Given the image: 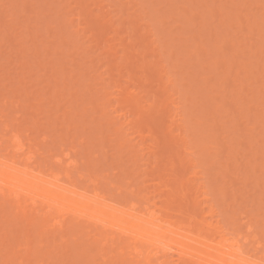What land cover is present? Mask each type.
<instances>
[{"label":"bare ground","instance_id":"1","mask_svg":"<svg viewBox=\"0 0 264 264\" xmlns=\"http://www.w3.org/2000/svg\"><path fill=\"white\" fill-rule=\"evenodd\" d=\"M63 1H62L63 2L62 5L63 6L64 5L67 6L66 8L64 7L66 10L63 11L62 13L60 12L58 14H61L62 15L64 12L66 14L70 10V14L71 15L68 18H66L65 21L67 22V20H68L69 25L71 26V27L69 26V28H70L69 30L70 31L71 30L73 31L72 32V36H71V33L69 35V32L70 31L69 32L67 31L68 32V36L65 35V38L66 37H69L68 39H69V41H71L72 39L76 38L77 35H78V37H80L82 35L81 33H79L80 30H81L79 28L80 26L83 27L82 28L83 29L82 33L85 30L84 27H86V30H85V32H86L87 31V25H88V23L86 24V26H82V25H79L80 23H78V22H80L81 20H82V22H86L87 20H89L91 18V16H92L91 19H94V22L95 21L96 22L95 23L92 22L93 24L92 23L89 24V27H88L89 29L88 30L91 29V31H90V33H89V31H87V33H89V34H86V35H87V38H89L90 35H92L91 38L92 37L94 38V41H92V42H96L95 45L100 44L99 42H101L103 40L102 37H105L104 36V33H106V37H108V35L110 34L109 33V30L116 31L115 33H117V34H115L113 32L116 36L113 34V36L111 35V37H112V41L115 40V42H116V43L114 42L115 44L113 43L114 45H116V44H119L120 45V46L119 45L118 46L121 47V49H122L121 50V54L122 55H119L120 56V58H119L120 61L118 60L119 62L117 61V63H116L117 65L116 64H114V65H116L118 67H119V65H122L121 67H119V69L120 68L121 69L122 68L123 69L125 68L124 70L126 72V73H124L123 76H121L122 79L127 78L126 80H128V81L130 80L131 81L130 83L133 84V88H130L129 86H127V85L125 86L124 84L122 86L120 79L113 80L112 83H111L112 85H110V86H112V88H115V91L116 92L118 91V94H119L118 97L119 98L116 96V98H118L116 100L115 96H113V93H112V96H113V98H115L116 101L115 100H112L113 98L112 99H109L111 93L108 92V93H110L109 96L106 94V87H104L105 86L104 85L105 84V80L103 78V76H104L105 73L102 72L101 74L98 73V75H97V73L95 74L98 77L100 76L99 78L96 76V78L101 79V80H98V81L101 82V85L102 86L104 85L102 88L105 91L102 92V90H101V93L100 94H99V91H98L101 88L100 84H99L100 87H98V86H97L98 88L95 87L97 89V91L95 89H93V95L91 93L90 98L87 97V98H89L87 100H86L85 96L84 97L79 96L80 93L78 95L77 91H76V95L79 98L77 96H73L72 93H74L75 92L74 89H76V88L73 89V86H72V89L73 90L68 89V91L71 90L69 94H64V93L63 94L66 95V96L69 95L68 97H73L76 100H77V98L78 99L81 98L80 100H82L84 98L86 102L88 101L86 104H89V105L88 106H85V104H83V107H85V108L86 107H89L88 108L89 111L87 109L88 112H92V111H90L91 109L94 110L96 107H99L100 112H99L98 109H96V110H98L97 113L99 112V115L101 117H102L101 114H103V116L106 114L104 116V120H105V118L106 119L107 118L110 119V117H111V113H112L111 111H108V112H110V117L107 115L108 114L107 110H109V107L120 108L121 109V112L122 111L123 112L126 111L127 113L126 112H124V113H126V114L129 113V115H132L130 117V119H128L129 117H128V115H126L128 117V118L126 117L127 118V124L128 125H131L132 126V129L133 128L135 129V132L134 133L137 135L136 137H138L141 141H143L144 136H145L144 135V132L142 131L143 126L149 128V131H148L147 136L149 138H151V141L152 142L150 144L146 145L145 148L149 151V154H151L155 158L156 161L154 160L155 161V163H154L152 160H150V161L146 162V165H149V169H150V171H152V176H151V178L148 181L151 182L152 184H154L156 186V189L151 190V191H149V189L148 190L147 189H144L143 188L144 187L143 184L145 183V180H142L140 182H136L139 179V177H140L138 167H135L136 166L135 165L136 164V161L138 162L137 157H136L132 161L133 164H131V166L129 167V169L128 168L125 169V170L122 169V173H119L120 171L114 172L115 173L114 175L117 176L115 182L117 183L116 185H118V187L116 185H112L111 186V190H115L116 193L118 194V196L116 197L117 194L111 193L109 191L108 187H107V185L109 184L108 181L103 182V180H106L107 179V175H106L105 178H102L101 177V174L100 173L103 171V166L100 164V162L87 164V162L85 160L86 157L85 156L82 157L81 151L79 149L84 144L86 145V142L88 141V140L86 141L85 140L86 137L83 136L84 135L83 130H82V132L79 131V134H78L79 137H78V139L76 138L78 140L77 141V144H75L76 141L70 142V145L68 146V148L66 150L61 149V152H62L61 155L54 157V156L51 155V153L49 151L44 152L42 150V146H40V145L43 144V143H45V141H47V139H48L47 135L41 134L40 135L41 138L38 137L39 138V142H37L38 138L34 136V135H38V133H39V131H37V130H40V128H41V127H39V125L41 124V126H42V123H39L41 121H39V119L36 118L38 115H40L39 113H43L42 112V109H40L39 111H36V109L33 110L34 112H39V113L37 114V116H35V117L32 118L33 119V122H31L30 125H27L28 122H26V119H30L31 120V116L30 115L25 120L22 119V118H24V114H26L27 111H29V110L24 109V111H21V110L18 109V111H21V114L23 113V116H21L20 115V112H18V111H16L17 114L15 113L16 116H14L15 115L14 114V112H15L14 110H16V109L15 108L12 109V107H9V106H14V105H16L17 107H18V105L19 106H22V105H20V104H22V102H20V100L16 98L17 100H19L18 101L19 103L17 102V100L16 101L14 100L15 103L14 102H11V103H13V105L11 103L10 104L7 103L8 100L10 101L12 99V97H13L12 96V93L15 95V92L17 90L16 84L20 86V84H19L21 82L20 80H17V81L16 80H13V82L16 81V84L14 86L15 88L13 89L14 92L12 91V89H11V91H9L10 88L7 89L8 90V93L10 92V94L8 95L7 92H6L7 95L6 96L4 95L5 96L4 101L2 100V103H1L2 105L3 104L6 105V108H5V106H3L2 109L0 108V125H1V128L4 131L8 132V137L6 139H4L3 137H0V195L3 196V198L7 202L5 204L6 205L5 207H7L9 209L7 211L8 212L7 215L9 216L8 218L13 219V221H17L16 224L17 223L19 224V225L17 224L19 226V230H21V232L23 234H25V238L21 241V243H23V244H20V246L22 248H24L25 250L30 251L32 249V244L34 242H36V247L35 248H39V249H42V250L46 248L45 252H43L38 257L39 259H37V261L39 262V264H44L47 258L49 259V261H51L50 260V258H51L50 257L51 256V253H50L51 250H54L55 248H58L57 250L58 251L61 250V252H62V248L61 247H64L65 245L67 247H69L70 245H67V242L69 241V239H72L74 242L77 243L76 245H74V247H71L73 253H71V252L70 253L71 254H74V255L78 253V256H74V257H79V259H81V262H85L86 264H96L97 259L95 258V256L97 254L100 256V259H101V262L100 263H97V264H174L173 261H172L173 255L176 256V263L175 264H264V227H262L264 225V221H263V219L260 218V217H262V218L264 217V215H263L264 212L262 210V208L264 207V205L262 204L261 207L257 205V207L261 208L259 210L256 207V205H254L255 202H256V200L252 199V201H253L252 202V201H249L247 199L246 196H247V193H249V191L248 192L245 191L247 189V187H246V189H245V187L239 188V190L241 189L240 191L238 190L239 192L235 191L237 188H234V186H235V182L237 180L233 184H231L233 186H231V185L230 186L229 185H227V186L224 185V187H223V185H220V187L218 188V190L215 191L216 183H217V181L219 179L222 178L221 177L222 175L225 176V177L229 175L228 177H226L228 179L230 178L229 180H231L232 178H233L232 180L235 179L234 177H232V175L233 176H237V175H239V176L241 175L242 176L243 175V177H239L238 176L237 179L242 178L240 180L245 185L248 184V181H249L248 179H252L251 180V183L254 180L253 181L254 183H252V184H255V185H253V188L251 186L250 187L251 189H249V190L252 192V194H254V197L257 196L256 194H258V193H256V192L259 191V189L261 190V188H260L259 185H261V186L264 185V183H262L263 185L260 184V182H259L258 179L262 178V180H264V176L262 175V177H261V175H260V177H259L257 175L258 176L257 177V176H255L253 174L252 171H251L252 174H251V172L249 173V171H248V173H249L248 174L246 171L248 169L252 170L253 167H255V169L256 168H260L261 170L263 169V171H264V165H263L264 163L261 162V166L262 167H260L259 166L260 164L258 165L257 163H255L256 160L255 161L253 160L252 161V164H251V166L249 168H248V165L246 166V165H243V164H239L240 166H238V164H237L235 166H231L232 168H230V165H232V163L231 162H228L226 164V162L223 161L220 164H215L214 166L216 167V166L220 165L219 166V168H220V167H222L224 165V164L222 165V163H225L227 166L225 165V167L220 168V169L219 168L215 169L214 166L212 167V170L215 169L214 171H216V176L218 175L217 177H220V178H217L218 179L217 180L216 178H212L210 176L211 175V173H210V170L211 169L210 170L208 169L209 168L208 163H210V161H213L214 159L215 160H219L218 158H216V155L219 154L218 151H220L222 148L219 147L218 142H217V144L214 143V142H216V140L214 142L212 141L211 144L209 143L210 145L206 143L207 142L206 141L207 138L210 139V141L212 139V135H211L210 131L208 132V130H206V127L208 126L207 124H210L209 126L212 127V128H214L215 125H216V123H217V121L211 120V122H209L207 120L208 123L206 124V127L204 129L206 130V134L207 135H210V136H207L205 134L206 135L205 138L203 137L204 136L203 135V136H198V139H195V136L198 135V131H199V135H201L202 134V131L204 130V129H202V131L200 132L201 127L203 128V126H205V124H203V122H206V120H204L205 118H202L203 115L211 116V115H208L209 112H211L213 110L212 113L215 114V111H216L217 108L219 110H221V112L222 111L225 112V110H224L223 107L226 104V102H227L226 107L228 106V101H226L225 104H224L223 103V99H222V97L220 95V98L222 100L220 98H219V100L222 103L219 102V101L216 102V100H218V97L219 96L218 95H217L218 97L216 95H213L212 96V93H213L212 90H213L214 87L211 88L212 93H209L208 94V92H211V91H208V92H206L208 95L206 94L205 98L203 96V99H206L207 96H209L210 98L212 97V99H214V100L209 99V97L207 98L208 100L207 99L206 100L208 102H210V104H212V105L214 104L213 106L208 105L209 103H207L203 99L200 100L199 103L198 102H195V99H197V98H195L194 95L191 98V95H192V93H191L192 90L190 92L191 87H188L189 85H188L187 82H186L187 84L185 83V81L187 79L186 78H184V79L181 78V80H180L179 78H177L178 76L176 77L175 75H178V72H180L178 70L179 67L178 68L176 67L177 69H175L174 68L175 66H173V62H171L172 64L171 63H168V61H170L169 58L171 56V53L172 52L177 53V51H180L179 49L181 47L179 49H177V47H175L176 44L175 45L173 44L174 47L177 49V50L176 49L173 50L172 49L173 45L170 44L169 47L171 49L167 50L168 49L167 45L169 44L170 41H172L170 39L173 36L168 39V40H170L169 42H168V40L165 39L167 41L166 44H164V42H163V40H164L163 37H165V36L162 37L163 40L161 42H162V46L164 44L163 47H161V46L159 47L158 43L160 41L157 42V43H155L157 40L155 38L152 40V38H153L152 36L155 35V34H157V33L159 34V36L155 35L154 37L157 36L158 39H159V37L161 36L160 35V31L159 32L158 31L157 32L155 31L156 33L153 32L154 29H153V31L152 30L150 31V29L153 28L152 25L154 26V25L158 24L157 26H160V23L163 22V21H165L166 19L160 21L159 20L160 19L159 16H158L159 19L158 18L155 19L154 17H156L157 15L152 16L154 14H150L151 15L150 17H153L156 20V24H155V22L152 25L150 24V23H152V20H154L152 18H151V20L149 19L150 22L149 23L147 22L148 23L147 24L144 21V19H146L144 17H146L145 15H147V14H144L143 13L144 14V15L142 14L143 16L142 15H139V14H141V10L140 9H141V7L143 5L145 6L144 2L146 3V1L143 2V5L141 4L140 9L138 8L140 11H138L139 13L136 16L139 17V18H137V17L135 18V16H134L133 18H135V19H132V17L130 18V16H128V15L126 17V15H124V13H122V11H121L122 10V7L124 8V6H125V5H122V3H123L122 0H117V1L116 0H113L114 3L111 0H109L110 2L108 0H99V1L97 0L100 3H98L95 0L96 1L95 4L93 2H92V4H90L91 3V0H81V1L78 0V2L75 3L76 7L74 5V9H70V5L71 4L67 0H66L67 2L65 0H63ZM71 1H73V0H71ZM79 1H80V3H79ZM84 1H85V4H84ZM86 1H88L90 3L89 4H86L87 3ZM115 1L117 3H115ZM131 1H129V2H131ZM169 1H172V0H169ZM177 1L181 2V1H184V0H177ZM185 1H187V0H185ZM188 1L191 2V0H188ZM231 1L233 2V6L232 5L231 6L237 8L238 6H234V5L235 4H239V3H236L235 2L236 0H231ZM238 1H240V0H237V2ZM259 1H261V0H259ZM21 2L23 4H26V0H24V1L22 0ZM32 2L33 1H31V4H32ZM105 2L108 3L107 6L110 3H111V5L114 4L118 8V11L120 12V14H119V12H117V13L120 16H118V14H116V15L114 14L115 16L112 14L113 16L112 17H109V13L107 12V14H106L105 11H103L104 8H103V10H101V9L100 10L98 9V11L96 10L98 13H96V12L93 11L94 14L95 13L96 14L94 16H93V14L91 15V12H92L91 6H93V4H94V6L96 5V7H97V3L98 4H101V3L104 4ZM139 2L140 1H138V0H136V1L134 0V2L132 1V4H135L136 3L135 6L134 5L133 6L134 7H136V6L138 7ZM13 3L14 2L12 0L9 1L8 3H6L7 4L6 5V8H8V7H11L12 8V4ZM15 3H17V0H16ZM168 3H170V5H171V2H167V4ZM27 4H28V1H27ZM27 4L24 5V6H27ZM77 4H79L80 7L77 6ZM80 4H82V5H80ZM172 4H176V1H173ZM177 4H179V3H177ZM230 4H232V3H230ZM262 4H264V3H262ZM13 5H16V4H13ZM111 5H109V7ZM180 5H181V3H180ZM184 5H186V4H184ZM187 5H188V3H187ZM98 6H100V5H98ZM115 6H114V8H116ZM133 6H132V8H133ZM144 6L142 7V9L146 13V8L144 9ZM181 6H183V5H181ZM239 6H240V4H239ZM23 7L22 8L18 7V8H20V10L18 9L19 11L17 12L19 14V16L22 15V14H25L22 11L23 10L26 11L25 10L26 7H24V9H23ZM176 7H177V9H180V8H178L179 5L178 6L175 5V7H173V8L176 9ZM15 8H16V6H15ZM77 8L79 10H77ZM119 8H120V10H119ZM132 8H129V9H132ZM188 8H189V6H188ZM263 8H264V6H263ZM171 9H172V6H171ZM181 9H184V6H183V8L181 7ZM187 9H186V11H187ZM209 9L210 8H208L206 11L207 12L208 11L209 12L211 11V13H213L212 12V9L211 10H209ZM222 9L220 8V10H222ZM72 10H76L75 13L74 12L72 13ZM109 10L110 9H108V11ZM143 10H142V12H143ZM232 10H233V8H232ZM32 11H33V9H32ZM51 11L52 10H50V12ZM99 11H101V12H99ZM181 11L180 12L178 11L179 14L181 13ZM186 11L184 9V12L182 11V14L183 13L185 14ZM218 11H219V9H218ZM225 11H227V10H225ZM10 12H11V15L10 16H12V14L15 15V16L13 15L11 18H13L16 21H18L19 20L18 19L19 16L16 15L17 13L15 14L16 11H14L12 13V10H11ZM88 12H89V14H88ZM135 12H137V11H135ZM148 12L150 13V11H148ZM152 12L154 13V11H152ZM165 12H167V10ZM194 12L195 11H193V14H194ZM211 13H209V15ZM219 13L222 14V12H219ZM226 13L227 12H225V14ZM127 14H128V12H127ZM184 14H183V16H184ZM232 14H233V12H232ZM40 15H42L41 14V10H40ZM171 15H173V14H171ZM223 15H224V12H223ZM230 15H231V13H230ZM37 16H35V17H37ZM46 16H45V18H46ZM75 16H76L77 19L75 18ZM85 16L87 18L88 17L89 18L86 19ZM116 16H117V18H116ZM167 16L165 18H167ZM197 16L199 17L198 14H197ZM211 16H213V15H211ZM35 17H33V18H35ZM93 17H96V18H93ZM141 17H143V18H141ZM190 17H193V16H190ZM219 17H220V15H219ZM39 18H37V19H39ZM52 18H54V17H52ZM82 18H84L85 21H83ZM122 18H124V19H122ZM207 18H208V16H207ZM231 18L232 17L229 16V14H227V15H225V17L222 16V19L221 20H218V21H220L221 26H222L221 27L222 30H220V32L218 30V28L220 29V25H219V27H217L218 34L219 35L224 34L223 31H224V29L226 27L225 26L226 22L228 23V21L230 20L231 21V24H233V22L236 20V19L233 20ZM142 19L144 21V23H142V24L145 25L148 28L147 29V28H144L143 27V29H146L149 32H153L154 34H151L152 36L147 35L149 37L147 39L145 38V40H143V42H141V43L139 42L138 43L139 46H138L137 43L136 44L133 43V42H135L134 39H132V41H131V38L132 37H130V34L133 33V34H135V36H137L136 34H138L139 39H141L142 38V35H144L145 33L150 34L148 31H145V30H144L145 32L142 31L143 29H141V27H140V26H143L142 24L140 26L137 25L138 23L142 22ZM185 19L188 20L189 18L187 19V16H186ZM41 20H44L45 21L44 18H41ZM57 20H58V18H57ZM76 20H77V22H76ZM97 20L98 21H101L102 23L101 22L99 23ZM157 20H159L158 22H160V23H157ZM44 21H41V22L43 23ZM50 21H48V23L46 22V27L44 26V23H43V26H44V28H45L46 31L43 28H40L42 26V23L40 22L39 24H41V26L38 28L37 31L36 30L34 31L35 35H33L34 33L29 32V34H32V36L31 35H28L27 36L28 32L27 33L25 32L26 33V36L27 37L31 36L30 37L31 38L30 40L33 41L35 39L34 41H36V38L37 39L39 38L38 33L40 34L41 30H44L45 31V34H46V32H48V29L47 28L50 27V25H49L50 24L49 23ZM188 21H190V20H188ZM254 21L255 20H253V22ZM20 22H22V21H20ZM52 22H58V21L54 20ZM59 22H62L63 23L62 20L59 21ZM59 22L57 24L58 25L61 24V26L60 25L58 26L59 27L58 30H60V27L64 28L63 25L65 23L64 22L62 24V23H59ZM68 22L65 24V26L68 24ZM179 22H182V21L179 20ZM15 23L16 22H14L13 24H15ZM98 23L101 24V26H102V24H105V25H103L104 27L102 26L103 27L102 28L103 29L102 32H104V31H106V32L101 33V28H99V31L100 32L98 31V28H96V27H98ZM163 23H161V26L160 27H162V24ZM183 23L184 22H182V24ZM229 23L227 24V27H229ZM245 23L247 25V23H249V22H247V20H246ZM245 23H242V24H245ZM13 24H11L12 27H14V28L19 27V26H13ZM18 24H22V23H19V21H18ZM126 24H128V25L126 26ZM238 24H239V22H238ZM242 24L241 25L239 24V26L241 27ZM1 25H0V27L2 28ZM11 25H10V27H11ZM32 25H34V24H32ZM51 25H52L51 27H53L54 24L51 23ZM95 25H96V27H95ZM124 25H125V27H124ZM130 25H131V27H129ZM149 25H151V28H149ZM177 25H180V23L177 24ZM26 26H28V28H30L29 25H25L26 30H27V27ZM72 26L75 28V30H73L74 28ZM101 26H99V27H101ZM239 26H237V27H239ZM23 27L24 26H22L21 28L23 29ZM34 27H35V25H34ZM51 27L49 28V29H51L49 31V33L52 32V28ZM227 27H226V29H227ZM230 27H231V25H230ZM247 27H248V25H247ZM251 27H252V24H251L250 28ZM3 28H4V26H3ZM25 28H24V30H25ZM55 28H54V30H55ZM125 28L127 30H124V31L123 30H119V29H125ZM139 28H140V30H139ZM180 28H179V31H180ZM155 29L157 30V28H155ZM177 29H178V27H177ZM226 29L224 31L225 33H226ZM39 30H40V32H39ZM128 30H129V32H128ZM159 30H161V29L159 28ZM57 31H56V33H57ZM64 31L65 30L63 29V32ZM174 31L175 30H173V32ZM212 31L213 30H211V32ZM11 32H12V30L8 32V35L6 34L4 36V37H7L6 40H8V39L10 40V38L12 40V37H14L15 32L14 33L12 32L13 35H10ZM59 32H60V34L63 33L62 31H59ZM67 32H66V34H67ZM98 32H99V35H98ZM119 32H122L125 37L123 35L121 36ZM161 32H163V31H161ZM49 33H47L43 38L41 37L42 36L41 34L44 35V32L43 33L41 32V34H40V39L41 40L38 43L41 44V41H43L44 38H45V40H44L45 42L43 41L42 42L43 44L40 45V47H41L40 49L42 51L44 50L43 51V54L41 53L42 51L40 52V49L37 52L38 49H35V46H31L32 48L35 49V51L33 50L34 53L33 52L31 53L32 48H30V50H28L29 48L27 47L28 48L27 49L28 51L26 49H24V51H27L28 52L29 56L30 55H32V57L34 55H36V56H35V58L34 57L31 58L32 59L31 62H33V63H30L29 61L26 62L28 65H26V63H24L25 61H23V64H24L23 65L24 66L23 68H26L27 67L26 69H28L33 64H34L33 66H36V65L40 64L41 63L40 62L41 60L40 59L38 60V58L39 57L41 58L43 56L42 62H44L46 60L45 63L43 64V65L46 64L44 66L43 70L47 73V75H49L52 72L56 75L55 71H56V68L57 67H60L61 66L60 68H63L62 65H65L67 63L66 64L67 66L65 65L64 68L69 67L70 64H71V66H70V68H71L72 67V64L74 62H76V61L73 62L71 59H70V61H71L70 62L69 59H67L69 57L68 56L69 53H72L73 51L74 52L76 51V53H79V50H81V49H82V52L80 54H85V53L87 54L88 52L92 53L91 52L92 50L91 51L89 50V49H91L90 46L87 47V46H84L82 44L80 45V46H82L81 49H79L80 48L79 46L77 47V45H75V47L73 48L74 50L70 48L71 49L70 51H69L68 47H66L64 49L63 48H59V46L63 47L66 44V41L65 40L67 38L64 39V37H62V40H60L61 37L59 39V36H61V35L59 33L55 34V32H53L54 35L50 33L51 36L52 35L54 37L55 36H58L57 37L58 38V41H56V40L54 41V39H51L53 36L51 37ZM73 33H75V36H74ZM161 34H163V33H161ZM171 34H170V36H171ZM176 34L178 35L177 31H176ZM181 34H182V32H181ZM86 35L83 34L82 37H84ZM96 35H98V38H97ZM100 35H102V36H100ZM208 35H212V33L211 34H208ZM9 36H12V37L8 38ZM22 36H23V34H22ZM49 36H50V38L48 39ZM114 36H115V38H114ZM33 37H35V38H33ZM106 37H105V39H106ZM111 37L110 38L108 37L109 38V42H108V40L105 41V39H104V42H105L104 44L106 45V49L104 51H106V52L104 54V52L102 51V54H100V55L101 56L103 55V57H104L103 59L101 58L102 60L106 59V63L107 64H111V66H112V63L111 62H113V61L116 62V61L114 60L115 58H111L112 55H113V53L115 51L112 53V55L110 54L111 53L110 52L109 53L110 56L108 54V52L109 51H112V49H113V47L111 46V44H109V43H111L110 42ZM128 37H130V40H128ZM144 37H143V39H144ZM178 37H181V36H178ZM222 37L223 36H221V38ZM225 37L222 38V39H224L223 40L224 42H222V39H221V42L223 44L224 43H227V42L229 43V41H228L229 36L226 37V38H228L227 41L225 40ZM70 38H72V39H70ZM80 38H77V39H74V40L76 41V40H79ZM210 38H211V36H210ZM216 38L218 40V36ZM46 39L49 40L48 43H47V40ZM63 39H64V41H63ZM185 39H187V38H185ZM1 40L2 41H1L0 45H2V43H4V39H1ZM26 40H28V38ZM154 40H155V42H154ZM177 40H179V39H177ZM177 40H175V42ZM8 41H7V43H8ZM52 41H54L53 43L54 44H57V45L55 46L53 43H50ZM61 41H62V43H61ZM219 41H220V39H219ZM231 41H232V39H231ZM64 42H65V44L63 45ZM183 43L181 42V44H183ZM44 44H46V45H44ZM156 44H157V46H155ZM196 44L197 43H194L195 46H196ZM231 44L234 45L233 43H231ZM49 45H51L52 47L49 46ZM53 45L55 47H57L56 48V51L57 52L54 50L55 47ZM95 45H93V47H96ZM105 45H104V48H105ZM171 45H172V47H171ZM224 45H226V44H224ZM42 46L45 47V48H43ZM201 46H204V45H201ZM213 46H214V42H213ZM249 46H250V48H252L251 45H249ZM49 47H51L50 48L51 50L49 49ZM101 47H102L101 49H103V46H101ZM111 47H112V49H110ZM157 47L159 48L160 51H162L164 49V47H167V49L165 48V51L167 50V52H164V51L160 52ZM199 47H200V45H199ZM242 47H241V49H242ZM247 47H248V45H247ZM247 47H245V48L247 49ZM38 48H39V46H38ZM115 48H118V47H115ZM182 48H184V47H182ZM196 48H197V46L194 47L195 50H196ZM65 49H67L69 52L67 50H65ZM194 49H193V51H194ZM203 49H205V46H204ZM213 49H215V48H213ZM235 49H236V47H235ZM237 49L240 50V46ZM47 50L50 51L48 53H50V54L52 53L50 56H52L53 54H54L53 56H55L56 54H58V55L60 54L61 55L62 54L61 52L63 50H65L63 52L66 54V57L67 58L64 57L65 60L62 59L63 61H61L60 59L63 58V57L60 56L61 57V58L59 57L60 62H57L58 61L57 60L58 57H57V59H55L56 60V63L54 62V60H53V62H54L53 63L51 60L54 57L53 58H50L49 54L46 53ZM52 50L55 53L52 52ZM191 50H192V48H191ZM199 50H198V52H199ZM243 50L244 49H242V51ZM17 51H19V50H17ZM209 51H211V50H209ZM16 52L14 53V55L17 54ZM35 52H36V54H35ZM44 52H45V55H44ZM147 52H150V53L153 52L152 53V57H151V54L148 53V55L150 54L149 55L150 58H149L148 55L146 54ZM163 52L166 53V54H168V56H169L167 58H164V60L165 59H168V60H165V61H167L168 64H166L165 61H163V57H164V56L162 57V55H164ZM198 52H197V54H198ZM37 53H38V55H37ZM39 53L41 54L40 56H39ZM194 53H196V52H194ZM215 53H217V52H214V55L212 54V57L213 58H216L214 60L217 61L218 63L215 62L212 57H211V59H209L210 56H211V54H210V56L208 54L209 58H207V59H209V61H211V63H212V60H213V65L210 64L209 62H207V63H209L210 65L214 66L213 67V71H212L214 74L218 73L219 72V69H222V68H220V66L218 64H220L221 62L222 63L220 65H223L224 66V64H225V62L222 61L223 59L219 58L220 56H218V58H217V56H216L217 54H215ZM235 53L238 54V52H235ZM22 54H23V52L20 55H22ZM25 54H26V52H24V56H26ZM204 54H206V52H204ZM91 55H93V54H91ZM91 55L89 54L90 57H92ZM107 55L109 57H106ZM139 55H141V56H139ZM153 55H154V58H153ZM44 56H46V57H44ZM47 56H49L50 59ZM90 57H89V59L90 60L93 59V61H94V58H90ZM94 57L96 58V56H94ZM113 57H115V56H113ZM137 57H139L140 59H142L141 57H143V59H146V60L149 59L150 61L149 60L148 61L151 62V63L147 62L148 63V65H147L146 60H143V59H142V61H143V63H142V61L139 58H137ZM44 58H45V60H43ZM98 58H100V57H98ZM107 58H109V60ZM35 59H36V62L37 63L35 62ZM101 59H100V61H101ZM154 59H155V61H153V62H155V64H153L152 61H151V60H154ZM219 59H220V61H219ZM47 60H50V62H52L54 64V65L51 64V65H53L52 67H50L51 66L50 64H49L50 66L48 65L49 66V68H48L49 69L48 70L49 72L47 71V68H46V67H48L47 66V62H49ZM116 60H117V58H116ZM136 60L137 61L139 60V62H137L138 64H136ZM67 61H69L70 63L67 62ZM63 62H65V63H63ZM144 62L146 63L147 66H150V65L151 66L150 67H146V65H145ZM236 62H235V64H236ZM68 63H69V65H68ZM76 63H78V62H76ZM139 63H142L144 65L142 66V64H140L141 65L140 66ZM197 63L201 65V63H199V62H197ZM233 63H234V61H233ZM233 63H230L231 64L230 66L234 65ZM20 64H21V67H22V63H20ZM55 64H57L58 66H56ZM134 64H136V66ZM198 64L195 63V66L198 65ZM237 64H238L237 65L238 67L241 66V64H239V63H237ZM246 64L250 65V62H247L244 65H246ZM75 65L78 66V64H75ZM114 65L112 67H116ZM138 66H140V69H139ZM176 66H177V64H176ZM178 66H181V65L178 64ZM218 66H219V68H218ZM223 66H221V67H223ZM234 66H233V68H234ZM78 67L80 68L81 65H79ZM83 67L84 66H82L78 70L80 71ZM106 67H109V66H106ZM112 67H110V68H112ZM118 67H117V69H118ZM208 67H207L208 68L207 69L206 68V64L205 65L202 64V66L200 68H201V70L207 69V71L209 73V71H211L212 67L211 66H208ZM251 67H252V65H251ZM52 68H54V69H52ZM60 68H59V70H60ZM72 68H74V70L76 71V68L75 67H72ZM91 68H92V66L90 67V69ZM94 68H96V67H94ZM110 68H108V69H110ZM137 68L139 69L138 73L141 70V72H140L141 74L139 73L140 75H137V70H138ZM229 68L231 69L232 67H229ZM263 68H264V66L261 67V69H263ZM31 69L34 70L35 68H32L31 67ZM40 69H42V68H40ZM90 69L88 68L89 71H90ZM93 69H91L92 70L91 72H93ZM216 69H218V71ZM240 69H242V66H241ZM29 70L30 69H28V71ZM32 70H30L29 73ZM62 70L65 71L66 69H62ZM74 70H72L73 73L72 72L67 73L68 72L67 71L65 75H63L64 73L61 75V73L59 72L60 73V76L53 77V80H55V81L57 80L56 82L58 83L60 81V79H58V78H61L62 82H60V83H63L64 77L65 76H69V79H68V77H65V81H67V80L69 81V80H71V78H75V79L69 81V83L70 82L73 83L74 80L76 82V78H77V80H80L79 83L82 84L83 79H84L83 86L85 88L84 87L83 88L85 90H87V86L89 87V84H90V81H88V80H86L84 78V76H86L85 74H86V71L87 70H85V67L80 72L77 70V73L78 72L80 73L78 75H76V73H75ZM173 70H176L178 72L177 73H176V71L173 72ZM227 70H228V68H227ZM235 70L233 72H235ZM44 71H42L43 72V76H45L44 75L45 74ZM221 71L226 72L225 69L224 70H221ZM42 72H40V73H42ZM83 72L85 74L83 76V79L81 80V78L79 76H82L83 75ZM236 72H238V70ZM34 73H36V72H33V74ZM9 74H10V72H9ZM72 74H73V77H71ZM212 74H209V75L211 76ZM28 75H30V74H28ZM28 75H27V78H28ZM53 75L50 74L49 77L51 78V76H53ZM74 75H76V76L74 77ZM153 76L156 77V80H155V78ZM208 76H206L205 78H208ZM62 77H63V79H62ZM151 77L153 78L152 79L153 84H154V80H155L156 84H154V85L153 84L148 85L149 82H150L149 80H151ZM224 77H226V79H228L227 78L228 76H224ZM224 77H222V78H224ZM31 78H34V77H31ZM175 78L177 80V83H179V82L181 83V84L179 83V85H178V86H180V88L177 86V83H176ZM255 78H257V77H255ZM239 79H238V81H240ZM258 79H257V81L260 80V79L259 80ZM38 80H40V79H38ZM102 80L104 82H102ZM178 80H179V82H178ZM252 80H254V78ZM37 81L35 83H38L39 82V81L38 82ZM65 81H64V83H66ZM86 81H87V83H86ZM226 81H228V80H226ZM226 81H224L225 84H226ZM32 82H34V81H32ZM146 82H148L147 85L150 86L149 88H151L153 86L156 88L155 89V93H150V92H154V88L149 89L150 91L146 89V88H148V87H146V85H144V84H146ZM161 82H162V84H161ZM182 82H184L187 85V87H186L185 84L183 85ZM35 83H33V84H35ZM55 83H50V84L51 85L52 84L55 85ZM64 83H63L62 86H64ZM76 83H78V81ZM206 83H207V81H206ZM206 83H205V85H206ZM239 83H237V85H240V86L237 87V88H240V90H242V92H243L246 83L245 84H242V86ZM33 84H31V85H33ZM50 84L48 82V84L47 85L45 84V86H48L49 87ZM142 84L146 88L144 86H142ZM157 84H159L158 85V88L156 87ZM225 84H223V85H224V87L226 89V85ZM235 85H236V83H235ZM235 85L233 84L234 87H235ZM261 85H263V84H261ZM22 86H21V88H22ZM24 86H27V85H24ZM108 86H109V84H108ZM182 86H185V87L183 88ZM227 86H229V85H227ZM258 86H260V85H258ZM69 87L71 88V86H69ZM74 87H75V85H74ZM181 87L183 89H181ZM206 87H207V85H206ZM224 87H222V89H223L222 91L223 92H224ZM241 87H243V89ZM5 88H7V87H5ZM32 88H33V86H32ZM60 88L61 87H59V89ZM143 88H145V89L143 90ZM237 88H235V89H237ZM246 88H247V85H246ZM254 88H255V86H253V89ZM3 89H4V86H3ZM23 89L25 90L26 88L23 87ZM23 89H21V90H23ZM59 89L57 87H54L53 89L50 88V90H53L55 93L57 91H59ZM63 89H61V90H63ZM80 89H82V88H80ZM90 89H92V88H89V90ZM251 89H252V87L249 88V90H251ZM258 89H261V88H258ZM37 90H39V89L37 88ZM61 90L59 91V93L58 92L56 93V94L60 95V97L62 96L61 95L62 93L60 94ZM83 90H82V92H83ZM94 90L101 97V99H100V97L99 96H96V94H95L96 100L100 99L99 100L100 102L99 101H97V102L95 101V99L93 97L94 96ZM187 90L190 93H185V92H188ZM261 90L264 92L263 89H261ZM261 90H257V91L260 93ZM23 91H20L21 93H19L18 95L23 94V93L24 94L26 93L25 96H27V97H25V98L27 100L28 99V93L27 92L29 90L27 91V89H26L27 92L26 91L23 92ZM45 91H46V89L44 87V90H43L44 96H45ZM48 91H49V89H48ZM90 91H89V93H90ZM254 91L251 90V92H254ZM257 91H255V92L257 93ZM18 92H19V90H18ZM32 92L33 91L31 90V92L29 93L30 94L29 96H32L31 95ZM40 92H42V91H40ZM80 92H81V90H80ZM225 92H226V90H225ZM232 92L235 93V91H232ZM242 92H239L238 93L239 95L238 94H235V95H237V98H239L240 95L242 97V94H240ZM46 93H48V92H46ZM87 93H88V91H87ZM87 93L85 95H87ZM234 93H232V96H233ZM38 94H39V92H38ZM38 94H37V96H38ZM43 94H42V97H43ZM70 94H72V96ZM245 94L246 93L244 92V97L246 98ZM253 94L255 95V93H252V96H251L252 99L250 98V96H249V99H248V96H247V99H246V101L248 100V102H249L250 99H251V101H253L251 105L255 104L254 102H256L258 100V99L257 100H254L255 98H253L254 97ZM40 95H39V97H41ZM103 95H105L104 96L105 101L102 100V99H104L103 98ZM225 95H223V96H225ZM188 96L191 99H193V100L188 99ZM214 96L217 97V98H215ZM255 96H257V95H255ZM2 97H3V95H2ZM33 97L35 98L34 95H33ZM97 97H98V99H97ZM107 97H109V98H107ZM226 97H227V95H226ZM228 97H229V94H228ZM106 98H107V100H106ZM230 98H232V100H234L233 97H230ZM39 99L37 98V100H39ZM44 99H45V97H44ZM51 99H53V98H50V100ZM57 99H56V102H57ZM61 99L62 98H60V100ZM64 99H65V101H69L68 100L69 98H67V100H66V98H64ZM259 99H260V96H259ZM22 100H23V98H22ZM26 100L24 102L28 103ZM37 100H36V102H37ZM40 100L42 101L43 98L40 99ZM54 100H55V98H54ZM80 100H79V103H78V100H77V103L75 101L74 102L76 104H80L81 102L82 103L85 102V101L83 102V100L80 102ZM90 100H91L92 103L94 102V105L96 107L93 108L94 105L92 106V104L90 103ZM111 100L112 101H115L114 104H116V102L118 100L119 101L117 102L116 106H114V104H113V102H111ZM232 100L230 102V106H231V103H232L233 104L232 106H234L233 108H235V107L237 108L239 106L240 109H241L242 108L241 106L244 107V105H242V103H240V102H242L244 100L240 101L241 99L239 98L238 99L239 100L238 103H236L237 101L234 100V102H233ZM11 101H13V99ZM32 101H34V100H32ZM41 101L40 102L38 101V102L41 103ZM65 101H63V103H60L59 105H58V102L56 104V102L54 101V106H55V104L57 106L54 107L52 104H51V106L54 107V110H56V111L58 110V113H59L58 114V117H60V118L62 117L63 120L64 119H67L68 120L69 118H72L73 119V121L70 120V122L69 123H66L64 126L62 124L63 131H65V130L67 131V132L65 131L66 132V135H64V136L58 135L60 133L55 134L56 137L58 136V139L60 141L61 140L62 141L64 140V141L68 142V138L71 137L70 136V133H71V135L73 133V132H70L69 135H68L67 134L68 131H71L74 128H77L76 125H81L80 122L82 123L83 121L81 119V116H80V118H77L79 121L81 120L80 122L75 118V116L73 118V112H70V111L74 110L75 107H71L70 105H68L67 107H68V110L70 109V111H67L66 112V110H63V108L61 106L63 104V107H64V104L67 103V102L65 103ZM191 101H193V102L191 103ZM203 101L206 102V105L211 106V109H209L208 106H207L206 108L209 109L208 110L209 112H207V111L206 112L208 114H206L204 111H201L202 112L201 114H203V115H200V113L199 112H195V110L197 109V106L200 104V102L202 104L205 103ZM29 102H30V100H29ZM98 102H99L100 105L98 104ZM105 102H106L107 105H105ZM31 103H34V102H31ZM39 103H37V104H39ZM82 103H81V105H82ZM95 103H97V104H95ZM220 103H221V105L217 106ZM7 104L9 105L8 106L9 109L7 107ZM101 104H102V106H104L103 108L106 111L102 108ZM235 104H236V106H235ZM244 104H246V102ZM81 105H78L79 106V110H80V106ZM188 105L191 106L190 107V110H193V111H190L189 110V106ZM248 105L250 106L249 103L246 106H248ZM26 106H28V105L26 104ZM106 106H108V108ZM193 107H195L194 108L195 110L192 109ZM200 107H201V105H200ZM213 107H214V109H212ZM239 107L237 108V110L239 109ZM4 108L7 109L9 112L7 113V110H5ZM28 108H30V106H28ZM42 108H43V106H42ZM55 108H57V109H55ZM85 108H83V110ZM114 108H110V109L111 110L112 109L113 110H116ZM233 108H230V109L233 110ZM236 108L234 110H236ZM10 109L12 110L13 117H10V115H12V114H10V112H11ZM49 109H51V108H48V110ZM59 109L60 110L62 109L61 110V113H63L65 111L64 112V115L61 114L62 116H60ZM79 110L76 113H79L80 111H82V110H80V111ZM243 110L244 109H242L240 111H243ZM263 110H264V108H263ZM87 111H86V113H87ZM197 111H198V109H197ZM246 111H247V109H246ZM47 112H48V115H49L50 112L49 111H47ZM69 112H70V114H69ZM84 112H85V110H84ZM217 112L218 111H216V114L215 115H217ZM67 113H68V115H70V117L67 116ZM193 113L194 114L196 113L197 115H200V116L195 117L196 114L194 115ZM243 113H242V115H243ZM51 114L53 116V113H51ZM94 114H96V112ZM214 114H212V117L213 118L214 117H217ZM246 114H247V112H246ZM255 114H258V113L256 112ZM255 114H254V116H255ZM262 114L264 115L263 112H262ZM85 115L86 114H84V116ZM90 115H88V114L86 115V116H88L87 121L91 117V119H92L91 123L92 124L88 123L86 121V119H83L86 122H83L82 124L85 123V124H89V125H94L95 126V124H93V123H97L98 120H97V122H94L95 119H93L92 114H90ZM143 115L146 116V117H144ZM50 116L51 115L48 116L49 120H53V119L56 120L58 118L57 116L54 115L53 117L51 116L53 118L52 119V118H50ZM124 116H125V114H124ZM66 117H68V118H66ZM77 117H79V116H77ZM194 117H195V119H194ZM199 117L201 118L200 121L201 120H204V121H202V123H200ZM243 117H244V115H243ZM243 117H241V118L244 119ZM34 118L36 119V121L34 120ZM85 118H87V117H85ZM95 118L98 119L99 117H95ZM118 118H119V116H118ZM245 118L249 119L250 117H247L245 115ZM112 119H113L112 121L114 122V124L115 123L117 124L118 121H115L114 118H112ZM253 119H255V118L253 117L252 120ZM262 119L264 120V117ZM37 120H38V123L39 124H37ZM104 120H102V121H104ZM128 120H129V122H128ZM191 121L195 122L196 124L193 123V122H191ZM214 121H215V123H214ZM256 121H257V119H256ZM61 122H63V121L61 120ZM106 122L109 123L108 121H106ZM48 123L49 122L47 121V124ZM54 123H56V122H54ZM99 123L102 124L103 122L100 121ZM107 123H103L102 125H105ZM197 123H199V126H201L200 128L199 127L197 128V126H198ZM201 124H203V125H201ZM211 124H212V126H211ZM257 124H255L253 127H255ZM119 125H120V123L117 124V126H119ZM191 125H193L194 127L196 126V127L195 128H192V127H190ZM213 125H214V127H213ZM96 126H95L94 129L98 130V128H100L99 127L100 125H98V128H96ZM121 126H122V124H121ZM65 127H67V128L65 129ZM91 127H93V126H91ZM235 127H237V123L235 124ZM83 128H86V130H87L88 126H86V127L83 126ZM119 128L120 127H117L116 129L119 130V131H121L122 128H120V129ZM134 129H133V131H134ZM195 129H196V131H195ZM207 129H209V127H207ZM75 130H74V133H77V131H75ZM63 131H62V133L65 134V132H63ZM255 131H256V129H255ZM104 132H105V130H104ZM111 132H112V130H111ZM203 132L205 133V131H203ZM262 132H264V131H262ZM107 133L108 132H106V134ZM243 133L241 135L242 137H240V134L239 135H235L232 138L230 137L232 140L229 139L228 143L229 142L230 143H229V145H228L227 148L231 149V151H232V149L235 146L236 147H241L242 145H244L241 142H245L247 144L249 143V145L252 144V143H256L255 145H257V142H259L258 141V137H257V141H254V140H256L255 137H254V135H253V138H254V140H253V138L250 139V137H249L251 135L247 136L248 135L247 134L248 131H247L246 134L245 133L243 134ZM89 134H87V135H89ZM109 134H111V133H108L107 134V137H108ZM257 134H259V132ZM261 134H260V136H261ZM96 135H100V134L98 133ZM114 135L115 136H114L113 139H114L115 142H114V144H113L112 147H113V149L120 150L118 148H119V146H121V144H124V139L120 137V133H117V131L115 132ZM232 135H234V132L233 131H232ZM243 135H245L244 136L245 139H244ZM263 135H264V133H263ZM76 136H77V134H76ZM105 136H106L105 134L101 135L100 136L101 140L103 138H105ZM237 136H239L240 138L237 137ZM89 137H91V136H89ZM112 137H110V138H112ZM191 137H194V139H192ZM234 137L237 138V139H234ZM247 137H249V138H247ZM200 138L204 139L205 140V143L203 142L204 140H202ZM261 138L264 139V137H262V136H261ZM233 139L235 140V142H234ZM105 141H106V139H105ZM121 141H122V143H121ZM201 141L205 145V147H203L204 149L202 148V146H204V145L201 143ZM239 141H240V143L242 145L241 144L237 145L239 143ZM252 141H254V142H252ZM88 142L90 143V141H88ZM208 142H209V140H208ZM233 142L236 143V144L233 145L232 144ZM207 145L209 147H207ZM211 145H212V148H214V151L215 150H218V151H216V153H213V155H212L211 152H214V151L208 152V153H211V154H208L206 152V151L209 150L208 148H211ZM230 145H232V146H230ZM126 146H127V144H126ZM200 146H201V148L199 149ZM252 146H253V144H252ZM257 146L255 148L253 146L252 148H254V150H256ZM134 148H135V146H134ZM143 148H144V145H143ZM212 148H211V150H213ZM197 149L201 150V151L198 150L199 152H202V150L205 151L206 154L205 155L204 154L202 155L201 153H199L197 151ZM205 149H207V150H205ZM81 150H82V148H81ZM86 150H87V153H85V152L84 153L87 156V155H89L90 151L88 149H86ZM131 150H134V149L131 148ZM240 150L241 149H239L238 151L236 150V151H233V152L229 153L228 151H230V150L227 149L226 150V153H229V155H232L233 154L234 156H236V155H239ZM250 150H251V147H250ZM257 151H258V149L254 152L253 155H255V153ZM96 152L102 153L104 155V157H105V160H108V159H106V157L108 158V156H107V150L105 148H100ZM96 152H94V153H96ZM235 152H238V153H235ZM78 153H80V154H78ZM44 154H45V159L44 158L41 159V156H43ZM85 154H83V155H85ZM91 154H92V152H91ZM222 154H223V152H222ZM257 154L258 153H256V155ZM119 155H120V153H118V156H114V157H118L119 158ZM207 155H209V157H211L212 160L208 158L207 161L205 162L207 164L206 165L203 161L205 160V157ZM219 155L221 156V153ZM246 155H248V153H246ZM256 155L254 157H256ZM134 156H136V155L134 154ZM220 156H219V158H220ZM257 156H261V155L258 154ZM90 157H91V155L88 156L89 159H90ZM121 157H123V155ZM212 157H214V159ZM118 158H115L114 160H116ZM208 160H210V161L208 162ZM258 160H260V158ZM243 161L245 162L246 159L243 160V158H242V162ZM105 162L108 163L107 161H105ZM249 162L250 161H248V160L246 161V163H249ZM109 166H112V167L114 166L113 169H115V170L118 168V166L115 163H114V165H112V164L110 165L109 164L107 167H109ZM237 166H238V168H234V167H237ZM245 166L247 167V169H246ZM228 168L231 169L232 171L231 170H228ZM221 169H223L225 171L228 170V171L225 172V171H222ZM243 169L244 170L246 169L245 170L246 173H244V174L242 172V171H244ZM255 169H253V171ZM236 170L238 172L241 171L242 173L241 172L238 173V172H236ZM217 172H219V173L217 174ZM224 172H225V175H224ZM247 174L248 175L251 174L250 176H252V178H249V176ZM219 175H221V176H219ZM121 176L123 177L124 180L126 179V182L123 181V179L121 178ZM253 176H255V177L253 178ZM256 177H257V179H256ZM222 179L225 180V178H222ZM223 180H221V182ZM229 180H228V182H230ZM244 181L247 182V183H245ZM218 182H220V181H218ZM123 184H124V186H123ZM256 186H259V188L256 187ZM206 188H210L211 191H212V193H209ZM226 188L228 190L231 189V192L234 190L231 193V194H233V196L226 195L227 194L226 192L228 191ZM255 188L258 189V190H256ZM263 190H261V192H264ZM245 192H247V193L245 194ZM261 192L259 191V194H261ZM263 196H264V194H263ZM240 197H242L241 199H244V200H240ZM243 201L246 202V203L244 204ZM247 201L251 202V204L250 203L248 204ZM227 202H229V203H227ZM258 203L261 205L262 201L257 202L256 204H258ZM234 205H235V207L238 206L239 209L237 208V210H235L236 213L235 212L234 213L232 212L231 214H228L227 212L230 211V208L229 207L234 206ZM247 205H249V206L247 207ZM251 205H253L255 207H253ZM225 206H226V208L224 209ZM246 207L247 208L250 207V209H255V211H256V208H257V211L256 212L259 213V214L261 213L262 215L260 214V217H257L258 214L254 210H253L254 213L251 212L252 214H249L248 215V211L247 210H249V209H246ZM221 216L225 217L227 220H224L223 218H221ZM212 218H216V219L214 221H212L211 220ZM13 239L14 240H18V238H15V237H13ZM78 242H81V244L79 245ZM59 248H61V249H59ZM95 250H97V254L96 255H94V251ZM63 255H64V253H63ZM60 257H62V255H60ZM63 259H65V258H63ZM19 260H20L19 264H24V258L23 259H19ZM70 260H72V259H70ZM63 261H65V260H63ZM66 261H67V259H66ZM72 264H76V263L73 262Z\"/></svg>","mask_w":264,"mask_h":264},{"label":"rangeland","instance_id":"2","mask_svg":"<svg viewBox=\"0 0 264 264\" xmlns=\"http://www.w3.org/2000/svg\"><path fill=\"white\" fill-rule=\"evenodd\" d=\"M6 1V2H5ZM9 1H11V0H0V25L2 26V28L0 27V43H1V39H4V43H2V45H0V108L2 109L3 108V106H5V108H6V105H2L1 103H2V100L4 101V98H5V96L8 94H10V92L8 93V88H10V90L9 91H11V89H12V91H13V89L15 88L14 86H15V84H16V81L17 80H20L21 82L19 83L20 84V86L19 85H17L16 84V88H17V90H16V92H15V95L12 93V99H13V101H9L8 100V102L7 103H11V102H14L15 103V101L17 100V99H19L20 100V102H22V104H20V105H22V106H19L18 104V107L16 106V105H14V106H9L8 104H7V107L9 106V107H12V109L13 108H15L16 110H14L15 112H14V114L16 113L17 114V112L16 111H18V109L19 110H21V111H24V109H26V110H29V111H27V113L26 114H24V118H22V119H26V118H28L29 117V115L31 116V120L30 119H26V122H28L27 123V125H30V123L31 122H33V117H35V116H37V114L39 113V112H34L33 110L34 109H36V111H39L40 109H42V112L43 113H39L40 115H38L36 118L37 119H39V121H41V122H39V123H42V126H41V124L39 125V127H41L40 128V130H37V131H39V133H38V135H34L35 137H39V138H41L40 137V135L41 134H45V135H47V137H48V139H47V141H45V143H43V144H41L40 146H42V150L44 151V152H47V151H49L50 153H51V155L52 156H54V157H56V156H59V155H61V149H64V150H66L67 148H68V146L70 145V142H72V141H76V143L75 144H77V139H78V137H79V131L80 132H82V130H83V133H84V137H86L85 138V140L87 141H90V143L87 141L86 142V145L84 144L83 146H79L80 147V151H81V154H82V157H86L85 158V160H86V162H87V164H91V163H97V162H100V164L103 166V171L100 173L101 174V177L102 178H105L106 177V175H107V179L106 180H103V182H105V181H108V185H107V187H108V189H109V191L111 192V193H113V194H117L116 193V191L115 190H111V186L112 185H116L117 183L115 182V180H116V178H117V176H115L114 174V172H116V171H120L119 173H122V169L123 170H125V169H129V167L131 166V164H133L132 163V161L137 157V160H138V162L136 161V166L135 167H138V170H139V174H140V177H139V179L136 181V182H140V181H142V180H145V183L143 184L144 185V189H149V191H151V190H154V189H156V186L154 185V184H152L151 182H149L148 180L151 178V176H152V171H150V169H149V165H146V162H148V161H150V160H152L154 163H155V158L151 155V154H149V151L145 148V146L146 145H148V144H150L152 141H151V138H149L148 136H147V134H148V131H149V128L148 127H144L143 126V128H142V131L144 132V139H143V141H141L138 137H136L137 135L134 133L135 132V129H134V131H133V129H132V126L131 125H128L127 124V118L128 119H130V117L132 116V115H129V113L128 114H126L127 112L126 111H124V112H126V113H124L123 111L121 112V109L120 108H114V107H109V110H107V112L108 111H111L112 113H111V117H110V112H108V116L110 117V119H106L105 118V120L106 121H108L109 123H107L105 120H104V116L106 115L105 113V115L103 116V114H101L102 115V117L99 115V112H100V110H99V107H96L95 105H94V102L92 103L91 102V100H90V103L92 104V106H93V108L94 107H96L94 110L93 109H91L90 111H92V112H88L89 111V107H83V104H85V106H88L89 104H86L87 102L85 101V99L83 100V102L84 103H82L81 101L82 100H80V99H78L79 97L76 95V91H77V93H78V95H79V93H80V95L79 96H81V97H84L85 96V98H86V100L87 99H89L90 98V95H91V93H92V95H93V89H95L96 91H97V89L95 88V87H100L101 86V88L98 90L99 91V94L101 93V90H102V92L103 91H105V90H103V86L104 87H106V94L109 96V94L111 93V95H110V98L109 97H107V98H109V99H112L113 98V96H115V98H116V96L118 97V91L116 92L115 91V88H112V86H110V85H112L111 83H112V81L113 80H117V79H120V81H121V84H122V86H123V84L126 86H129L130 88H133V84L132 83H130L131 81L129 80H126L127 78H124V79H122V77L121 76H123L124 75V73H126L125 72V68L123 69H119V67H121L122 65H119V67L118 66H116L117 64V61L119 60V58H120V56L119 55H122L121 54V47H119L120 45L119 44H116V45H114L116 42H115V40L114 41H112V37H111V35L113 36V34L116 32V31H111V30H109V35H108V37L110 38L111 37V40H110V42L111 43H109V44H111V46L113 47V49H112V47L110 48V49H112V51H107L108 52V54L110 53L111 55H112V53L115 51H117L116 53L114 52L113 53V55H112V57L111 58H115L114 60L116 61V62H111L112 63V66L114 65V64H116V65H114V66H116V67H112L111 66V64H107L106 63V59H104V60H102L104 57H103V55L101 56L100 54H102V51L104 52V54H105V52L106 51H104L105 49H106V45L104 44L105 42H104V39H105V37H106V33H104V32H106V31H104V32H102L103 31V25H105V24H102V26H101V24H99L101 21H98L99 23H98V27H96V25H95V27L96 28H98V31H99V28H101V33H104V36L105 37H102L103 38V40L101 41V42H99L100 44H97V45H95V43L96 42H92V41H94V38L92 37L91 38V36L92 35H90V37L89 38H87V35L86 34H89L90 33V31H91V29L90 30H88L89 28V24L90 23H95L94 22V19H91L92 18V16H91V18L89 19V20H87L86 22H82V20L80 21V22H78V23H80L79 25H82V26H86V24L88 23V25H87V31H89V33H87V31L85 32V30H86V27H84L85 28V30H84V32L82 33V31H83V27H79L81 30H80V32L79 33H81L80 35V37H78V35L76 36V38H74V39H77V38H80L79 40H74V39H72V38H70V39H72L71 41H69V37H66L65 38V35L66 36H68V32L70 31L69 29V22H68V20H67V22H68V24L65 26V24L67 23L65 20H66V18H68L71 14H70V10L65 14V12L61 15V14H58V13H62L63 11H65L66 9V7L67 6H63L62 5V3L64 2L63 0V2L61 1V0H26V4H27V1H28V4H27V6H24V5H26V4H23L21 1L22 0H17V3H15L16 2V0L14 1V0H12L14 3L13 4H16V5H13L12 4V8L11 7H8V8H6V3H8ZM24 1V0H23ZM31 1H33L32 2V4H31ZM66 1V0H65ZM71 5H70V9H74V5H75V3H77L78 2V0H73V1H71V0H67ZM66 1V2H67ZM81 1V0H80ZM80 1H79V3H80ZM95 1V0H94ZM93 0H91V3L90 2H88V1H86L87 3L86 4H92V2L95 4L96 3V1L94 2ZM99 1V0H98ZM97 1V2H98ZM109 1V0H108ZM111 1H113V0H111ZM117 1V0H116ZM115 1V3H117ZM123 1V3H122V5H125L124 6V8L122 7V13H124V15H126V17H127V15L128 16H130V18L132 17V19H135L137 16V14L139 13L138 11H140L141 10V14H139V15H142L143 13L144 14H147V15H145L146 17H144V18H146V19H144V21L147 23H149L150 22V20H151V18L152 19H156V18H158V16L160 17V21L161 20H165V21H163V22H161V23H163L162 24V27H160L161 26V23L160 22H158L159 20H157V23H160V26H157L158 24H156V20L154 21V20H152V23H150L151 25L155 22V24L156 25H152V27L153 28H151V25H149V28H151L150 29V31L152 30L153 31V29H154V33H156L157 31L159 32L160 31V37H159V39H158V37L157 36H159V34L157 33V34H155V35H157L156 37H154L155 35H151V34H154L153 32H149L148 30H146V29H143V27L144 28H147L145 25H143L142 23H144V21H143V19H142V22H140V23H138L137 25L138 26H140L141 24L143 25V26H140L141 27V29H143L142 31H148L150 34H147V33H145L144 35H142V38L141 39H139V37H138V34H136L137 36H135V34H130V37H132L131 38V41H132V39H134V41L135 42H133V43H141V42H143V40H145V38L147 39L149 36H147V35H150V36H152L153 38H152V40L155 38L157 41L155 42V40H154V42L155 43H157V42H159L158 43V45H159V47L161 46V47H163L164 46V44H166V40H168L169 38H171L172 36V38L170 39V40H172V41H170V40H168V42H169V44L167 45V47H168V49H167V47H164V49L162 50V51H164V52H167V50H169V49H171L170 47H169V45L170 44H176V46L175 47H177V49H179L180 47V51H177V53H175V52H172L171 53V56H170V58H169V60L170 61H168V63H171V62H173V66H175L174 68L175 69H177L178 67V70L180 71V72H178V71H176V70H173V72L174 71H176V73L178 72V75H175L177 78H179L180 80H181V78H186L187 80L185 81V83L187 82L188 83V87H191V89H190V92H191V90H192V95H191V98H192V96L194 95L195 96V98H197V99H195V102H198L199 103V101L200 100H202L203 99V96H204V98H205V96H206V92H208V91H211V88H213V93H212V91L211 92H208V94L209 93H212V96L213 95H218L217 97H218V100H216V102H221L220 100H219V98H220V95H221V97H222V99H223V103L225 104V102L226 101H228V106L226 107V105H227V102H226V104L224 105V110H225V112H221V110H219L218 108V110L216 109V111H218L217 112V115H215L216 114V111H215V114L214 113H212V111L211 112H209L208 110L209 109H211V106H213L212 104H210V102H208L207 100V98L209 97V96H207V100L206 99H203V100H205L207 103H209L208 105H211V106H208V105H206V102L205 101H203V102H205V103H201L200 102V104L197 106V109H198V111H197V109L195 110L194 108L196 107H193L192 109H194L195 110V112H199L200 113V115H203V114H201L202 112L201 111H204L206 114H208L207 112H209V114L208 115H211V116H206V115H203V117L202 118H205L204 120H206V122H203V124H205V126H203V128L201 127V126H199V123H197L198 124V126H197V128L199 127H201V130H200V132L202 131V129H204L205 127H206V124L208 123L207 122V120L209 121V122H211V120H215V121H217V123H216V125H215V127H214V125H213V127L214 128H212V127H210L209 125L210 124H207L208 126L207 127H209V129H207V127H206V130H208V132L210 131V133H211V135H212V139H211V141H210V139H208L209 140V142H208V140L206 139V143L207 144H211L212 143V141L214 142L215 140H216V142H214L215 144H217V142H218V145H219V147H221L220 149V151H218V150H215L214 151V148H212V145H211V148L213 149V150H211V148H208L209 150L208 151H206L207 153L208 152H211V151H214V152H211L212 153V155H213V153H216V151H218L219 152V154L221 153V156L219 155V154H217L216 155V158H218L219 160H215L214 159V157H212L214 160L213 161H210V160H208V162L210 161V163H208V166H209V170H210V173H211V177L212 178H220V177H217L216 176V171H214L215 169H217V168H219V166L220 165H218V166H214L215 164H220L221 162H226V164L228 163V162H231L232 163V165H230V168H232L231 166H235V165H237L238 164V166H240L239 164H243V165H248V168L251 166V164H252V161L254 160H256L255 161V163H257L260 167H262L261 166V162H263L264 163V139L263 138H261V136L262 137H264V135H263V133L264 132H262V131H264V120L262 119L263 117H264V115L262 114V112L264 113V110H263V108H264V92L261 90V89H263L264 90V68L263 69H261V67H263L264 66V8H263V6H264V4H262V3H264V1L263 0H261V1H259V0H240V1H238L237 2V0L235 1L236 3H239L240 4V6H239V4H235L234 6H238L237 8H235V7H232L233 6V2L231 1V0H191V2L190 1H181V2H179V1H177V0H172V1H169V0H138V1H140L139 2V4H138V7L136 6V7H134L135 6V4L137 3H135V4H132V1L134 2V0H122ZM126 1V2H125ZM129 1H131V2H129ZM136 1V0H135ZM144 1H146V3L144 2ZM173 1H176V4H172V2ZM194 1V2H193ZM110 2V1H109ZM143 2H144V4H145V6L143 5ZM165 2V3H164ZM167 2H171V5H170V3H168L167 4ZM183 2V3H182ZM234 2V3H235ZM35 3V4H34ZM68 3V4H69ZM98 3H100V2H98ZM97 3V7H96V5L94 6V4H93V6H91V10H92V12H91V15L93 14V16L96 14V13H98L97 11H98V9L100 10H103V8H104V10L103 11H105V13L107 14V12L109 13V17H112L114 14L116 15V14H118L117 12H119L118 11V8L113 4V5H111V3L109 4V5H111L110 7H109V5L107 6V2H105L104 4L103 3H101V4H98ZM113 3H114V1H113ZM125 3V4H124ZM177 3H179V4H177ZM180 3H181V5H183L184 6V9H185V11H186V9L188 8V6H189V8L187 9V11L185 12V14H184V16H183V14H182V11L184 12V9H181V7L183 8V6H181L180 5ZM187 3H188V5H187ZM202 3V4H201ZM230 3H232V4H230ZM21 4V5H20ZM83 4V3H82ZM82 4H80V5H82ZM84 4H85V1H84ZM141 4L144 6V9L146 8V13L144 12V10L142 9V7H141ZM184 4H186V5H184ZM11 5V4H10ZM9 5V6H10ZM31 5V6H30ZM98 5H100V6H98ZM134 5V6H133ZM175 5L176 6H178L179 5V7L178 8H180V9H177V7H176V9L175 8H173V7H175ZM232 5V6H231ZM15 6H16V8H15ZM26 7V11H22V12H24L25 14H22V15H20L19 16V14L17 13L19 10H20V8H22V7ZM69 6V5H68ZM77 6H79V4H77ZM114 6L116 7V8H114ZM132 6H133V8H132ZM154 6V7H153ZM171 6H172V9H171ZM230 6V7H229ZM18 7H20V8H18ZM24 7H23V9H24ZM65 7V8H64ZM75 7H76V5H75ZM80 7V6H79ZM78 7V8H79ZM82 7V6H81ZM90 7V6H89ZM97 9H96V8ZM126 7V8H125ZM140 7H141V9H140ZM186 7V8H185ZM224 7V8H223ZM11 8V9H10ZM15 8V9H14ZM69 8V7H68ZM77 8V10H79ZM95 8V9H94ZM110 9L109 11H108V9ZM129 8H132V9H129ZM136 8V9H135ZM140 10H139V9ZM208 8H210L209 10H211L212 9V12L213 13H211V11L209 12H207L206 10L208 9ZM220 8L222 9V10H220ZM232 8H233V10H232ZM8 9V10H7ZM17 9V10H16ZM19 9V10H18ZM32 9H33V11H32ZM106 9V10H105ZM117 9V10H116ZM128 9V10H127ZM171 9V10H170ZM176 11H175V10ZM218 9H219V11H218ZM236 9V10H235ZM12 10V13L14 12V11H16L15 12V14L16 15H18L19 16V23H22V24H18V21H16L15 19H13V18H11L14 14H12V16H10L11 15V12L10 11ZM35 10V11H34ZM38 10V11H37ZM40 10H41V14L42 15H40ZM50 10H52L51 12H50ZM58 10V11H57ZM61 10V11H60ZM68 10V9H67ZM97 10V11H96ZM119 10H120V8H119ZM142 10H143V12H142ZM167 10V12H165ZM182 10V11H181ZM225 10H227V11H225ZM75 11L76 10H72V13L74 12L75 13ZM96 12L95 14H94V12ZM102 11V12H103ZM135 11H137V12H135ZM148 11H150V13L148 12ZM152 11H154V13L152 12ZM170 11V12H169ZM175 11V12H174ZM181 11V13L179 14V12ZM193 11H195L194 12V14H193ZM236 11V12H235ZM21 12V13H22ZM30 12V13H29ZM90 12V11H89ZM89 12H88V14H89ZM99 12H101V11H99ZM127 12H128V14H127ZM149 14H148V13ZM158 12V13H157ZM164 14H163V13ZM178 12V13H177ZM193 14H191V13ZM203 12V13H202ZM219 12H222V14H220ZM223 12H224V15H223ZM225 12H227L226 14H225ZM231 13V15H230V13ZM232 12H233V14H232ZM235 12V13H234ZM35 13V14H34ZM39 13V14H38ZM207 13V14H206ZM209 13H211L210 15H209ZM215 13V14H214ZM44 14V15H43ZM57 14V15H56ZM113 14V15H112ZM119 14H120V12H119ZM118 14V16H120ZM143 14V15H144ZM150 14H154V15H152V16H155V15H157L156 17H150L151 15ZM160 14V15H159ZM163 16H162V15ZM170 14V15H169ZM171 14H173V15H171ZM178 14V15H177ZM182 14V15H181ZM188 14V15H187ZM190 14V15H189ZM196 14V15H195ZM197 14L199 15V17L197 16ZM203 14V15H202ZM205 14V15H204ZM227 14H229V16H231L232 18L231 19H233V20H235L234 22H233V24H231V21L229 20L228 21V23H229V27H227V22H226V24H225V26L227 27V29H226V27H225V29H226V33L224 32L225 31V29H224V31H223V33L224 34H222V35H219L218 34V30H219V32H220V30H222V26H221V23H220V21H218V20H221L222 19V16H224L225 17V15H227ZM33 15V16H32ZM38 15V16H37ZM47 15V16H46ZM111 15V16H110ZM114 15V16H115ZM123 15V14H122ZM142 15V16H143ZM168 15V16H167ZM177 15V16H176ZM202 17H201V16ZM208 16V18H207V16ZM211 15H215L214 17L213 16H211ZM219 15H220V17H219ZM15 16V15H14ZM17 16V17H18ZM35 16H37V17H35ZM44 16V17H43ZM45 16H46V18H45ZM49 16V17H48ZM89 16V15H88ZM135 16V18H133ZM167 16V18H165ZM180 16V17H179ZM186 16H187V19L188 20H190V21H188V20H186L185 18H186ZM190 16H193V17H190ZM204 16V17H203ZM206 16V17H205ZM211 16V17H210ZM234 16V17H233ZM11 19H10V18ZM22 19H21V18ZM31 17V18H30ZM33 17H35V18H33ZM40 17V18H39ZM52 17H54V18H52ZM86 17V16H85ZM162 17V18H161ZM185 17V18H184ZM195 17V18H194ZM37 18H39V19H37ZM41 18H44L45 19V21L44 20H41ZM57 18H58V20H57ZM75 18H76V16H75ZM89 18V17H88ZM87 17H86V19H88ZM93 18H96V17H93ZM115 18V17H114ZM113 18V19H114ZM116 18H117V16H116ZM137 18H139V17H137ZM141 18H143V17H141ZM164 18V19H163ZM191 18V19H190ZM203 18V19H202ZM247 18V19H246ZM21 19V20H20ZM30 19V20H29ZM32 19V20H31ZM38 21H37V20ZM77 19V18H76ZM83 19V21H85L84 20V18H82ZM122 19H124V18H122ZM150 19V20H149ZM183 19V20H182ZM11 22H10V21ZM51 20V21H50ZM54 20H56V21H63V23H64V28H62V27H60V30H58L59 29V25L61 26V24H57L58 22H52V21H54ZM96 20V19H95ZM179 20L180 21H182V22H184L183 24H182V22H179ZM207 20V21H206ZM247 20V22H249V23H247V25H248V27H247V25H246V23H245V21ZM253 20H255L254 22H253ZM20 21H22V22H20ZM25 21V22H24ZM41 21H44L43 23H44V26L46 27V22L48 23V21H50L49 23V25H50V27L52 26L51 25V23H53L54 25H53V27H51L52 28V32H50L51 34H53L54 35V33L53 32H55V34H57V33H59L60 34V32L59 31H62L63 32V29L65 30L62 34H60L61 36H59V39H60V37H61V39L60 40H62V37H64V39H66L65 41H66V44H65V42L63 43V47H61V46H59V48H66V47H68V49H69V51L71 50V49H73L74 47H75V45H77V47L79 46L80 48L79 49H81V47L82 46H80L81 44L82 45H84V46H90L91 47V49H89L92 53H90V52H88L87 54L85 53V54H80L81 52H82V49L81 50H79V53H76V51L74 52H72V53H69V57L67 58L66 57V54L63 52V51H65V50H67V49H65V50H61L62 52V54L60 55H58V54H56L55 56H50L51 54L50 53H48V52H50V51H46V53L47 54H49V56H50V58H53L51 61L53 62V60H54V62L56 63V60L55 59H57V57H58V61L57 62H60V60L61 61H63V60H65V58L64 57H66L67 59H69V61H70V59L74 62V61H76V62H78V63H76V62H74L75 64H78V66L79 65H81V67L82 66H84L85 67V70H87L86 71V74L83 72V75L82 76H79L80 78H81V80L83 79V76H84V74L86 75V76H84V78L86 79V80H88V81H90V84H89V87L87 86V90H85L84 88V86H83V82H84V79H83V82H82V84L81 83H79L80 82V80H77V78H76V82L78 81V83H76L75 82V80L73 81V83L72 82H70L69 83V81H71V80H73V79H75V78H71V77H73V74H72V76L70 77L71 78V80H67V81H65V77H68V79H69V76H63L64 77V80H63V83H64V81L67 83H64V86H62L63 85V83H60V82H62V80H61V78H58V79H60V81L57 83L55 80H53V77H55V76H60V73H61V75L63 74V75H65L66 74V72L67 73H70V72H72V70H74V68H72V67H75L76 68V71H75V73H76V75H78V74H80L79 72L84 68H82L80 71L78 70V69H80L77 65H75L73 62V64H72V67L70 68V66H71V64H70V66L69 67H66V68H64V66L67 64H65V65H62L63 66V68H60V67H57L56 68V71H55V73H56V75L52 72V73H50V74H54L53 76H51V78L49 77L50 76V74L49 75H47V73L43 70V68H44V66L46 65H43L44 63H45V58L43 59V60H45L44 62H42V58H43V56L40 58L39 56L41 55L40 53H39V58H38V60L40 59L41 61V63L40 64H38V65H36V66H33L32 64V68H35L34 70H32L31 69V67H29L28 69H30V70H32L33 72H36V73H34L33 74V72L31 71L30 73H29V71H28V69H26V68H23L24 66V64H23V61H25L24 63H26V62H30V63H33V62H31L32 61V59L31 58H35V56L36 55H34L33 57H32V55H30L29 56V54H28V50H30V48H32L31 46H35V49H38L37 50V52L39 51V49L41 48L40 47V45L41 44H43L42 42L45 40V38H44V40L43 41H41V44L40 43H38V42H40V34H41V32L43 33L44 32V35L43 34H41L42 36V38L47 34V33H49V31L51 30V29H49V28H47L48 29V32H46V34H45V28H44V26H43V23L41 22ZM75 21V20H74ZM188 21V22H187ZM237 21V22H236ZM14 22H16L15 24H13ZM25 24H24V23ZM42 23V26H41V24H39V23ZM76 22H77V20H76ZM238 22H239V24L241 25L242 23H245V24H242V26L240 27L239 26V24H238ZM252 22V23H251ZM59 23H62V22H59ZM62 23V24H63ZM75 23V22H74ZM92 23V24H93ZM102 23V22H101ZM137 23V22H136ZM147 23V24H148ZM180 23V25H177V24H179ZM187 23V24H186ZM219 23V24H218ZM236 23V24H235ZM252 24V27L250 28V26H251V24ZM255 23V24H254ZM257 23V24H256ZM11 24H13V26H19V27H17V28H14V27H12V25H11V27H10V25ZM18 24V25H17ZM32 24H34L35 25V27H34V25H32ZM37 24V25H36ZM201 24V25H200ZM254 24V25H253ZM25 25H29L30 26V28H28V26H26L27 27V30H26V28H25ZM76 25V24H75ZM128 24H126V26H127ZM165 25V26H164ZM186 25V26H185ZM219 25H220V29L218 28V30H217V27H219ZM230 25H231V27H230ZM233 25V26H232ZM3 26H4V28H3ZM22 26H24L23 27V29L21 28ZM41 26V27H40ZM93 26V25H92ZM99 26H101V27H99ZM188 26V27H187ZM237 26H239V27H237ZM43 28L44 30H41V32H40V30H39V32H40V34L38 33V36H39V38L37 39L36 38V41H32V40H30L31 38V36H32V34H29V32H32V33H34V31L36 30H38V28ZM56 27V28H55ZM71 27V26H70ZM73 27V26H72ZM118 27V26H117ZM124 27H125V25H124ZM129 27H131V25L129 26ZM175 27V28H174ZM177 27H178V29H177ZM181 27V28H180ZM187 27V28H186ZM11 28V29H10ZM21 28V29H20ZM24 28H25V30H24ZM54 28H55V30H54ZM62 28V29H61ZM74 28V27H73ZM91 28V27H90ZM119 28V27H118ZM127 28V27H126ZM119 29V30H127V29ZM155 28H157V30L155 29ZM159 28L161 29V30H159ZM169 28V29H168ZM179 28H180V31H179ZM202 28V29H201ZM14 29V30H13ZM148 29V28H147ZM11 31L12 30V32L14 33L15 32V34H14V37H12V36H9L8 38H10V37H12V40H11V38H10V40L8 41V40H6L7 39V37H4L6 34L8 35V32L9 31ZM58 30V31H57ZM73 30H75V28L73 29ZM113 30V29H112ZM139 30H140V28H139ZM173 30H175L174 32H173ZM211 30H213L212 32H211ZM7 31V32H6ZM23 31V32H22ZM56 31H57V33H56ZM68 31V32H67ZM138 31V30H137ZM141 31V32H142ZM144 31V32H145ZM156 31V32H155ZM161 31H163V32H161ZM171 31V32H170ZM176 31H177V33H178V35L176 34ZM196 31V32H195ZM210 31V32H209ZM217 31V32H216ZM254 31V32H253ZM11 32V33H12ZM21 32V33H20ZM28 32V34H27V36L28 35H31V36H29V37H27L26 36V33ZM66 32H67V34H66ZM72 30L69 32V35H70V33H71V36H72ZM75 32V31H74ZM100 32V31H99ZM99 32H98V35H99ZM114 32V33H113ZM128 32H129V30H128ZM139 32V31H138ZM181 32H182V34H181ZM216 32V33H215ZM253 32V33H252ZM10 33V35H13V33L11 34ZM25 33V34H24ZM49 33V34H50ZM120 33V35L122 36L123 35V33L122 32H119ZM122 33V34H121ZM161 33H163V34H161ZM172 33V34H171ZM212 33V35H208V34H211ZM250 33V34H249ZM252 33V34H251ZM17 34V35H16ZM20 34V35H19ZM22 34H23V36H22ZM48 34V35H49ZM51 34H50V36H51ZM58 34V35H59ZM74 34V36H75V33H73ZM83 34H85L86 36H84V37H82L83 36ZM115 34H117V33H115ZM114 34V35H115ZM170 34H171V36H170ZM180 34V35H179ZM197 34V35H196ZM218 34V35H217ZM226 34V35H225ZM33 35H35V33L33 34ZM52 35V36H53ZM98 35H96L97 36V38H98ZM140 35V36H141ZM146 35V36H145ZM175 35V36H174ZM184 35V36H183ZM214 35V36H213ZM226 37H228L229 36V39L228 38H226ZM37 36V37H38ZM50 36L48 37V39L50 38ZM51 36V37H52ZM70 36V37H71ZM100 36H102V35H100ZM116 36V35H115ZM115 36H114V38H115ZM124 36V35H123ZM145 36V37H144ZM163 36H165V37H163ZM169 36V37H168ZM178 36H181V37H178ZM210 36H211V38H210ZM218 36V40H217V37ZM220 36V37H219ZM221 36H223L222 38H224L225 37V40L227 41V39H228V41H229V43L227 42V43H224V44H226V45H224L222 42H224L223 40L224 39H222L221 38ZM47 37V36H46ZM58 36H53L51 39H54V41L56 40V41H58V38H57ZM108 37H106V39H105V41L106 40H108V42H109V38ZM125 37V36H124ZM130 37H128V40H130ZM137 37V38H136ZM143 37H144V39H143ZM164 38V40H163V38ZM175 37V38H174ZM178 37V38H177ZM187 38V39H185V38ZM17 38V39H16ZM20 38V39H19ZM28 38V40H26ZM33 38H35V37H33ZM32 38V39H33ZM56 38V39H55ZM100 38V37H99ZM101 38V39H102ZM113 38V39H114ZM151 38V37H150ZM162 38V39H161ZM183 38V39H182ZM214 38V39H213ZM232 39V41H231V39ZM19 39V40H18ZM64 39H63V41H64ZM96 39V38H95ZM127 39V38H126ZM161 39V40H160ZM166 39V40H165ZM177 39H179V40H177ZM182 39V40H181ZM219 39H220V41H219ZM221 39H222V42H221ZM14 40V41H13ZM24 40V41H23ZM47 40V39H46ZM97 40V39H96ZM142 40V41H141ZM163 40V42H164V44H163V46H162V41ZM175 40H177L176 42L179 44H177L176 42H175ZM7 41H8V43H7ZM48 41L49 40H47V43H48ZM54 41H52V42H50V43H53ZM99 41V40H98ZM180 41V42H179ZM194 41V42H193ZM216 41V42H215ZM234 41V42H233ZM45 42V41H44ZM84 42V43H83ZM115 42V43H114ZM181 42L183 43V44H181ZM186 42V43H185ZM213 42H214V46H213ZM30 43V44H29ZM49 43V44H50ZM61 43H62V41H61ZM107 43V42H106ZM114 43V44H113ZM154 43V44H155ZM194 43H197L196 44V46H197V48H196V50L194 49V47H196L195 45H194ZM200 43V44H199ZM222 43V44H221ZM231 43H233L234 45H232ZM4 44V45H3ZM54 44V43H53ZM143 44V43H142ZM230 44V45H229ZM246 44V45H245ZM44 45H46V44H44ZM43 45V46H44ZM55 46L57 45V44H54ZM53 45V46H54ZM59 45V44H58ZM93 45H95L96 47H93ZM104 45H105V48H104ZM115 47H118V48H115ZM119 45V46H118ZM172 45H171V47H172ZM174 45H173V47H172V49L173 50H175L176 48L174 47ZM182 45V46H181ZM184 45V46H183ZM199 45H200V47H199ZM201 45H204L205 46V49H203L204 48V46H201ZM247 45H248V47H247ZM249 45H251V47L252 48H250V46ZM30 46V47H29ZM38 46H39V48H38ZM42 46V47H43ZM49 46H51V45H49ZM54 46V47H55ZM101 46H103V49H101L102 47ZM138 46H139V44H138ZM155 46H157V44L155 45ZM191 46V47H190ZM193 46V47H192ZM207 46V47H206ZM211 48H209V47ZM238 46V47H237ZM239 46H240V50L239 49H237V48H239ZM243 46V47H242ZM29 49H28V48ZM37 47V48H36ZM52 47V46H51ZM51 47H49V49L51 48ZM53 47V48H54ZM137 47V46H136ZM182 47H184V48H182ZM235 47H236V49H235ZM241 47H242V49H244L243 51H242V49H241ZM245 47H247V49L245 48ZM43 48H45V47H43ZM56 48L57 47H55V51H56ZM71 48V49H70ZM158 48V47H157ZM165 48L167 49L166 51H165ZM191 48H192V50H191ZM213 48H215V49H213ZM19 50V51H17V50ZM24 49H28L27 51H24ZM35 49L34 48H32V51H31V53L33 52V50L35 51ZM115 49V50H114ZM117 49V50H116ZM161 49V48H160ZM176 49V50H177ZM193 49H194V51H193ZM200 49V50H199ZM211 50V51H209V50ZM251 49V50H250ZM51 50V49H50ZM60 50V49H59ZM74 50V49H73ZM87 50V49H86ZM85 50V51H86ZM88 50V51H89ZM158 50H159V48H158ZM191 50V51H190ZM198 50H199V52H198ZM203 50V51H202ZM205 50V51H204ZM214 50V51H213ZM249 50V51H248ZM13 51V52H12ZM17 51V52H16ZM21 51V52H20ZM42 50L40 49V52H41ZM44 51V50H43ZM43 51L41 52L42 54H43ZM68 51V50H67ZM68 51V52H69ZM160 51V50H159ZM162 51H160V52H162ZM183 51V52H182ZM213 51V52H212ZM251 51V52H250ZM17 53L16 55L18 56H16V55H14V53ZM23 52V54L22 55H20L21 53ZM24 52H26V56H24ZM52 52H54L53 50H52ZM57 52V51H56ZM78 52V51H77ZM163 52V53H164ZM194 52H196V53H194ZM197 52H198V54H197ZM204 52H206V54H204ZM212 52V53H211ZM214 52H217V53H215V54H217L216 56H217V58H218V56H220L219 58H221V59H223L222 61H224L225 62V64H224V66L223 65H220V64H218L219 66H220V68H222V69H219V72L218 73H216L215 71V73L216 74H214L212 71H213V67L214 66H212L213 65V60L214 59H216V58H213L212 57V54L214 55ZM235 52H238V54H236ZM240 52V53H239ZM20 53V54H19ZM34 53V52H33ZM55 53V52H54ZM67 53V52H66ZM118 53V54H117ZM148 53H150V52H147L146 54L148 55ZM152 53L153 52H151L150 54H151V57H152ZM162 53V54H163ZM169 53V52H168ZM174 53V54H173ZM257 53V54H256ZM13 54V55H12ZM35 54H36V52H35ZM64 54V55H63ZM89 54L91 55V54H93V55H91L92 57H90L89 56ZM110 54H109V56H110ZM149 54V55H150ZM173 54V55H172ZM176 54V55H175ZM178 54V55H177ZM200 54V55H199ZM208 54H209V56H210V54H211V56H210V58H209V56H208ZM37 55H38V53H37ZM44 55H45V52H44ZM84 55V56H83ZM99 55V56H98ZM135 55V54H134ZM148 55V57L150 58V56ZM170 55V54H169ZM261 55V56H260ZM49 56H47L48 58H49ZM63 57V58H61V57ZM87 56V57H86ZM94 56H96V58L94 57ZM100 57V58H98V57ZM105 56V55H104ZM108 55L106 56V57H109ZM113 56H115V57H113ZM117 56V57H116ZM139 56H141V55H139ZM164 56V57H163ZM166 56V57H165ZM202 56V57H201ZM27 57V58H26ZM29 57V58H28ZM44 57H46V56H44ZM59 57L61 58L60 60H59ZM89 57L90 58H94V61H93V59H89ZM105 57V58H106ZM144 57V56H143ZM143 57H141L142 59H143ZM147 57V58H148ZM161 57V56H160ZM162 57H163V61H165V60H168V59H165L164 60V58H167V57H169L168 56V54H166V53H164V55H162ZM204 57V58H203ZM211 57L213 58V60H212V63H211V61H209V59H211ZM215 57V56H214ZM25 58V59H24ZM49 58V59H50ZM102 58V59H101ZM116 58H117V60H116ZM137 58H139V57H137ZM146 58V57H145ZM153 58H154V55H153ZM203 58V59H202ZM207 58H209V59H207ZM23 59V60H22ZM63 59V60H62ZM75 59V60H74ZM100 59H101V61H100ZM108 60H109V58H107ZM140 59V58H139ZM142 59H140L141 61H142ZM206 59V60H205ZM236 59V60H235ZM107 60V61H108ZM143 60H146V59H143ZM149 60V59H148ZM148 60H146V63L147 62H149ZM174 60V61H173ZM240 62H239V61ZM47 61H49V62H47V66L50 64H53L52 62H50V60H47ZM69 61H67V62H69ZM112 61V60H111ZM120 61V60H119ZM118 61V62H119ZM140 61V62H141ZM152 61V63L153 64H155V62H153V61H155V59L154 60H151ZM215 61V60H214ZM219 61H220V59H219ZM233 61H234V63H233ZM237 61V62H236ZM252 61V62H251ZM35 62H36V59H35ZM71 62V61H70ZM69 62V63H70ZM80 62V63H79ZM137 62H139V60L137 61L136 60V64H138ZM177 64V66H176V64ZM197 62H199V63H201V65L200 64H198ZM207 62H209L210 64H212V65H210L209 63H207ZM215 62H217V61H215ZM223 62V63H224ZM235 62H236V64H235ZM247 62H250V65H248V64H246V65H244L245 63H247ZM11 63V64H10ZM20 63H22V67H21V64ZM37 63V62H36ZM35 63V64H36ZM63 63H65V62H63ZM69 63H68V65H69ZM106 63V64H105ZM110 63V62H109ZM142 63H143V61H142ZM142 63H139V65L140 64H142ZM145 63V62H144ZM146 63H145V65H146ZM149 63H151V62H149ZM165 63L166 64H168L167 63V61H165ZM195 63L196 64H198V65H196L195 66ZM218 63V62H217ZM230 63H233L234 65H232V66H230L231 64ZM237 63H239V64H241V66H242V69H240L241 68V66H237L238 64ZM59 64V63H58ZM61 64V63H60ZM136 64H134L135 66H136ZM172 64V63H171ZM178 64L179 65H181V66H178ZM202 64H206V68L208 67V66H211L212 67V69H211V71H209V73H208V71H207V69L209 68H207V69H203V70H201V66H202ZM26 65H28L27 63H26ZM49 65V66H50ZM54 65V64H53ZM53 65H51L50 67H52ZM56 66H58L57 64H55ZM74 65V66H73ZM144 64H142V66H143ZM147 65H148V63H147ZM146 65V67H150V66H147ZM251 65H252V67H251ZM43 66V67H42ZM49 66L48 67H46L47 68V71L49 70L48 68H49ZM67 66V65H66ZM92 66V68L91 69H93L94 67H96V68H94L93 69V72H91L92 70L90 69V67ZM106 66H109V67H106ZM141 66V65H140ZM140 66H138L139 67V69H140ZM172 66V65H171ZM184 66V67H183ZM219 66H218V68H219ZM221 66H223V67H221ZM232 67L231 69L229 68V67ZM233 66H234V68L236 69H234L233 68ZM90 69V71L88 70V68ZM110 67H112V68H110ZM117 67H118V69H117ZM145 67V68H146ZM177 67V68H176ZM181 67V68H180ZM183 67V68H182ZM10 68V69H9ZM40 68H42V69H40ZM45 68V69H46ZM59 68H60V70H59ZM70 68V69H69ZM108 68H110V69H108ZM203 68V67H202ZM205 68V67H204ZM227 68H228V70H227ZM52 69H54V68H52ZM51 69V70H52ZM62 69H66L65 71L64 70H62ZM108 69V70H107ZM138 69V68H137ZM139 69L137 70V75H140L141 73V70H140V74L138 73V71H139ZM181 69V70H180ZM210 69V68H209ZM225 69V71L226 72H224V71H221V70H224ZM246 69V70H245ZM77 70L79 71L78 73H77ZM84 70V71H85ZM96 70V71H95ZM201 70V71H200ZM217 71H218V69H216ZM230 70V71H229ZM235 70V72H233ZM238 70V72H236ZM241 70V71H240ZM42 71H44L45 72V76H43V72ZM58 71V72H57ZM207 71V72H206ZM228 71V72H227ZM9 72H10V74H9ZM40 72H42V73H40ZM49 72V71H48ZM60 72V73H59ZM89 72V73H88ZM105 73L104 74V76H103V78H104V80H105V84L102 86L101 85V82L100 81H98V80H101V79H98L99 77L97 76L98 75V73L99 74H101V73ZM213 74H212V73ZM73 73V72H72ZM97 73V75H95ZM227 73V74H226ZM28 74H30V75H28ZM82 74V73H81ZM209 74H212L211 76L209 75ZM230 74V75H229ZM27 75H28V78H27ZM36 75V76H35ZM76 75H74V77L76 76ZM88 75V76H87ZM209 75V76H208ZM48 76V77H47ZM95 76V77H94ZM96 76L98 77V78H96ZM152 76V75H151ZM206 76H208V78H205ZM224 76H228L227 78L228 79H226V77H224ZM31 77H34V78H31ZM63 77H62V79H63ZM78 77V76H77ZM87 77V78H86ZM91 77V78H90ZM154 77V76H153ZM222 77H224L226 80H228V81H226L224 78H222ZM249 77V78H248ZM251 77V78H250ZM255 77H257V78H255ZM18 78V79H17ZM40 79V80H38V79ZM50 78V79H49ZM102 78V79H103ZM155 78V80H156V77H154ZM235 78V79H234ZM240 78V79H239ZM248 78V79H247ZM254 78V80H252ZM261 80H259V79ZM31 81H30V80ZM53 81H52V80ZM79 79V78H78ZM152 77H151V80H149L150 82H149V84H148V82H146V84H144V85H146V87H148V88H146L143 84H142V86H144L147 90H149V89H152V88H154V92H150V93H155V87L153 86V87H151V88H149L150 86H148V85H150V84H153V81H152ZM206 79V80H205ZM223 79V80H222ZM238 79L240 80V81H238ZM257 79L259 80V81H257ZM13 80H16V81H14L13 82ZM39 82H38V81ZM46 80V81H45ZM155 80H154V84H156V82H155ZM175 80H176V78H175ZM256 80V81H255ZM23 81V82H22ZM32 81H34V82H32ZM38 82V83H35V82ZM152 81V82H151ZM206 81H207V83H206ZM224 81H226V84L224 83ZM232 81V82H231ZM234 81V82H233ZM236 81V82H235ZM238 81V82H237ZM48 82H49V84L50 83H55V85H51L50 84V86L48 87V86H45V84L47 85L48 84ZM102 82H104L103 80H102ZM178 82H179V80H178ZM231 82V83H230ZM240 82V83H239ZM242 82V83H241ZM257 82V83H256ZM22 83V84H21ZM33 83H35V84H33ZM77 85H76V84ZM86 83H87V81H86ZM92 83V84H91ZM158 83V82H157ZM176 83H177V80H176ZM180 83V82H179ZM179 83H177V86L179 85ZM183 83V85L185 84L184 82H182ZM186 83V84H187ZM205 83H206V85H207V87H206V85H205ZM220 83V84H219ZM229 83V84H228ZM235 85V83H236V85H235V87L233 86V84ZM237 83H239V84H241V86H242V84H245V88H244V90H243V92H242V90H240V88H237V87H239L240 85H237ZM260 83V84H259ZM14 84V85H13ZM27 85V86H24V85ZM31 84H33V85H31ZM99 84H100V86H99ZM107 84V85H106ZM108 84H109V86H108ZM148 84V85H147ZM153 84V85H154ZM161 84H162V82H161ZM160 84V85H161ZM181 84V83H180ZM185 84V85H186ZM222 84V85H221ZM223 84H225L226 85V89H225V87H224V85ZM253 84V85H252ZM260 85V86H258V85ZM261 84H263V85H261ZM11 85V86H10ZM23 85V86H22ZM36 85V86H35ZM39 85V86H38ZM61 85V86H60ZM68 85V86H67ZM74 85H75V87H74ZM79 85V86H78ZM92 85V86H91ZM158 85L159 84H157V88H158ZM219 85V86H218ZM227 85H229V86H227ZM246 85H247V88H246ZM3 86H4V89H3ZM18 86V87H17ZM21 86H22V88H21ZM32 86H33V88H32ZM45 87V89H46V91H45V96H44V94H43V90H44V87ZM69 86H71V88L69 87ZM72 86H73V89L74 88H76V89H74L75 90V92L74 93H72L73 94V96H77L78 98H77V100H78V103H79V100H80V102L82 103V105H81V103L80 104H76L77 103V100L75 99V98H73V97H68L69 95H64V94H69L70 93V91L71 90H73L72 89ZM86 86V85H85ZM152 86V85H151ZM244 86V85H243ZM253 86H255V88L253 89ZM5 87H7V88H5ZM23 87L24 88H26L27 89V91L29 90L30 92H31V90L33 91L32 92V96H29L30 94V92L28 91H26V89L24 90L23 89ZM54 87H57L58 89H59V87H61L60 89H59V91L61 90V89H63V90H61V92H60V94L63 96H61L60 97V95H58V94H56L57 92L59 93V91H57L56 93L53 91V90H50V88L51 89H53ZM84 87V88H83ZM97 87V88H98ZM179 88H180V86H178ZM183 88L185 87V86H182ZM181 87V89H183ZM186 87H187V85H186ZM222 87H224V92L222 91L223 89H222ZM233 87V88H232ZM250 87H252V89L251 90H255V91H257V90H261L260 91V93L257 91V93L254 91V92H251V90H249V88ZM261 88V89H258V88ZM37 88L39 89V90H37ZM80 88H82V89H80ZM89 88H92V89H90L89 90ZM142 88V87H141ZM145 88H143V90L145 89ZM232 88V89H231ZM235 88H237V89H235ZM242 89H243V87H241ZM21 89H23L24 91H26L27 93H28V99L26 100V98L25 97H27V96H25V94L23 93V94H20V95H18L19 93H21L20 91H23V90H21ZM31 89V90H30ZM48 89H49V91H48ZM66 89V90H65ZM68 89H71L70 91H68ZM84 89V90H83ZM188 89V88H187ZM194 89V90H193ZM235 89V90H234ZM5 90V91H4ZM18 90H19V92H18ZM55 90V89H54ZM80 90H81V92H80ZM82 90H83V92H82ZM95 90H94V99H95V101L97 102V101H99L100 99H101V97L98 95V93L97 92H95ZM225 90H226V92H225ZM228 90V91H227ZM231 90V91H230ZM23 91V92H24ZM40 91H42V92H40ZM87 91H88V93H87ZM89 91H90V93H89ZM150 91V90H149ZM188 91V90H187ZM232 91H235V93L234 92H232ZM237 91V92H236ZM247 91V92H246ZM250 91V92H249ZM5 92V93H4ZM6 92H7V94H6ZM14 92V91H13ZM35 92V93H34ZM38 92H39V94H38ZM46 92H48V93H46ZM85 92V93H84ZM108 92H110V93H108ZM189 91L188 92H185V93H190ZM228 92V93H227ZM239 92H242V93H240V94H242V97H241V95L239 96V98L241 99L240 101H242V100H244L245 102H246V104H244L245 102L244 101H242V102H240V103H242V105H244V107L243 106H241L242 108L240 109V107H239V111L237 110V108H236V110H234L235 108H233L234 106H232L233 104L231 103V106H230V102H231V100H232V98H230V97H233V99L235 100V101H237L236 103H238V99L239 98H237V95H235V94H238ZM244 92L246 93L245 94V96H246V98L244 97ZM64 93V94H63ZM87 93V95H85ZM112 93H113V96H112ZM231 93V94H230ZM232 93H234L233 94V96H232ZM250 93V94H249ZM252 93H255V95H257V96H255L254 94V97L253 98H255L254 100H257L256 102H254L255 104H253V105H251L252 104V102L253 101H251V96H252ZM263 93V94H262ZM37 94H38V96H37ZM41 94V95H40ZM42 94H43V97H42ZM72 94H70L71 96H72ZM75 94V95H74ZM95 94H96V96H99L100 97V99H98V97H97V99L98 100H96V97H95ZM103 94V93H102ZM207 94V95H208ZM227 95V97H228V94H229V97L227 98L226 97V95ZM249 94V95H248ZM262 94V95H261ZM2 95H3V97H2ZM5 95V96H4ZM18 95V96H17ZM33 95L35 96V98L33 97ZM39 95L41 96V97H39ZM47 95V96H46ZM189 95V96H190ZM223 95H225V96H223ZM239 95V94H238ZM260 96V99H259V96ZM15 96V97H14ZM24 96V97H23ZM57 96V97H56ZM104 96L105 95H103V98H104ZM188 96V99H191L190 97ZM247 96H248V99H249V96H250V100H249V102H248V100L246 101V99H247ZM262 96V97H261ZM44 97H45V99L47 100H45L44 99ZM59 97V98H58ZM87 97H89V98H87ZM92 97V98H93ZM215 97V96H214ZM217 97H215V98H217ZM224 97V98H223ZM17 98V99H16ZM22 98H23V100H22ZM30 98V99H29ZM33 98V99H32ZM37 98L39 99H42L43 98V100L41 101L40 99L39 100H37ZM49 98V99H48ZM50 98H53V99H51L50 100ZM54 98H55V100H54ZM58 98V99H57ZM60 98H62L61 100H60ZM64 98H66V100H67V98H69L68 100L69 101H65V99ZM91 98V99H92ZM107 98H106V100H107ZM115 98H113L112 100H115ZM119 98V97H118ZM118 98H116V100L118 99ZM230 98V99H229ZM245 98V99H244ZM37 100V102H36V100ZM56 99H57V102H58V105L60 104V103H63V101H65V103L66 104H64V107H63V104H62V108H63V110H66V112L67 111H70V109L68 110V105H70L71 107H75V109L74 110H72V111H70V112H73V118H74V116H75V118L77 119V118H80V116H81V119H82V121L83 122H86L87 121V119H88V116H86L87 114L88 115H90V114H92V117H93V119H95V121L94 122H97V120H98V122L97 123H93V124H95V126H96V128H98V125H100L99 127L100 128H98V130H96V129H94L95 128V126L94 125H89V124H82L78 119V121L80 122V124L81 125H76L77 126V128H74L73 130H71V131H68V135H69V133L70 132H73L74 133V130L75 131H77V133H72V135H71V133H70V136L71 137H69L68 138V142H66V141H60L59 139H58V136L56 137L55 136V134H58V133H60V134H58V135H62V136H64V135H66V132L65 131H63V126L66 124V123H69L70 122V120H72L73 121V119L72 118H69L68 120L67 119H64L63 120V118L61 119L60 117H58V110L56 111V110H54V107H56L57 105V102H56ZM72 99V100H71ZM93 99V100H94ZM209 99H212V97L210 98L209 97ZM221 99V98H220ZM221 99V100H222ZM15 100V101H14ZM19 100H17V102L19 101ZM27 101L28 103H26V102H24V101ZM29 100H30V102H29ZM32 100H34V101H32ZM50 100V101H49ZM59 100V101H58ZM76 100V101H75ZM102 100H104L105 101V98L104 99H102ZM111 100V102H113V104L115 103V101H112ZM191 100H193V99H191ZM212 100H214V99H212ZM234 100H232L233 102H234ZM41 101V103H39V102ZM46 101V102H45ZM54 101L56 102V104H55V106H54ZM61 101V102H60ZM76 103H75V102ZM119 101V100H118ZM117 101V102H118ZM211 101V100H210ZM16 102V103H17ZM31 102H34V103H31ZM36 102V103H35ZM100 102V101H99ZM99 102H98V104H99ZM103 102V101H102ZM110 102V103H111ZM117 102H116V104H117ZM193 101H191V103H192ZM251 102V103H250ZM4 103V102H3ZM19 103V102H18ZM37 103H39V104H37ZM70 103V104H69ZM109 103V102H108ZM212 103V102H211ZM215 103V102H214ZM222 103V102H221ZM221 103L220 104H218L217 106H219V105H221ZM250 104V106L248 105V106H246L247 104ZM12 105H13V103H11ZM26 104L28 105V106H30V108H28V106H26ZM51 104L54 106H51ZM95 104H97V103H95ZM112 104V105H113ZM116 104H114V106H116ZM188 104V103H187ZM195 104V103H194ZM66 105V106H65ZM78 105H81L80 106V110H82V111H80L79 110V106ZM100 105V104H99ZM98 105V106H99ZM104 105V104H103ZM105 105H107L106 104V102H105ZM200 105H201V107H200ZM42 106H43V108H42ZM51 106V107H50ZM78 106V107H77ZM101 106H102V104H101ZM189 106V110H190V105H188ZM187 106V107H188ZM194 106V105H193ZM208 106V108L209 109H207L206 107ZM235 106H236V104H235ZM9 107H8V109H9ZM60 107V106H59ZM58 107V108H59ZM70 107V108H71ZM85 108L84 110H85V112H84V110H83V108ZM104 106H102V108H103ZM107 108H108V106H106ZM200 107V108H199ZM247 107V108H246ZM4 108V109H5ZM47 108V109H46ZM48 108H51V109H49L48 110ZM110 108H114V109H116V110H111ZM222 108V109H223ZM230 108H233V110H231ZM3 109V110H4ZM55 109H57V108H55ZM87 109H88V111H87ZM96 109H98L99 110V112L97 113V111L98 110H96ZM104 109V108H103ZM201 109V110H200ZM212 109H214V107L212 108ZM221 109V108H220ZM242 109H244L243 111H240V110H242ZM246 109H247V111H246ZM262 109V110H261ZM5 110H7V109H5ZM4 110V111H5ZM11 110V109H10ZM62 110V109H61ZM61 110L59 109V111H60V116H62L61 114H63L64 115V112L63 113H61ZM78 110L80 111L79 113H76V112H78ZM105 110V109H104ZM200 110V111H199ZM21 111H18V112H20V115L21 116H23V113L21 114ZM46 111V112H45ZM47 111H49L50 112V114L49 115H51L52 116V114L51 113H53V116L55 115V116H57L58 118L56 119V120H54L51 116H50V118H52L53 120H49V118H48V112ZM86 111H87V113H86ZM106 111V110H105ZM190 111H193V110H190ZM207 111V112H206ZM9 111L7 110V113H8ZM26 112V111H25ZM41 112V111H40ZM70 112H69V114H70ZM83 112V113H82ZM96 112V114H94V113ZM103 112V111H102ZM101 112V113H102ZM243 113V115H244V117H243V115H242V113ZM246 112H247V114H246ZM250 112V113H249ZM258 113V114H255V113ZM261 112V113H260ZM55 113V114H54ZM90 113V114H89ZM146 113V112H145ZM198 113V114H199ZM10 114H12V110H11V112H10ZM16 114L14 115V116H16ZM84 114H86L85 116H84ZM123 116H122V115ZM124 114H125V116H124ZM194 114V113H193ZM196 114V113H195ZM194 114V115H195ZM212 114H214L215 116H217V117H212ZM253 116H252V115ZM254 114H255V116H254ZM263 116H262V115ZM72 115V114H71ZM99 115V116H98ZM126 115H128V117L126 116ZM200 115H195V117H198V116H200ZM241 115V116H240ZM245 115L247 116V117H250L249 119H247V118H245ZM18 116V115H17ZM66 116V115H65ZM67 116L68 117H70V115H68V113H67ZM77 116H79V117H77ZM91 116V115H90ZM99 117L98 119L97 118H95V117ZM118 116H119V118H118ZM144 116V115H143ZM257 116V117H256ZM260 116V117H259ZM10 117H13V114L12 115H10ZM64 117V116H63ZM68 117H66V118H68ZM72 117V116H71ZM84 117V118H83ZM85 117H87V118H85ZM101 117V118H100ZM127 117V118H126ZM144 117H146V116H144ZM195 117H194V119H195ZM241 117H243L244 119H242ZM255 118V119H253L252 120V118ZM56 118V117H55ZM60 118V119H59ZM112 118H114L115 119V121H118L119 123H120V125L119 126H117V124H119L118 122H117V124L115 123L114 124V122L112 121L113 119ZM21 119V120H22ZM83 119H86V121L85 120H83ZM200 117H199V121H200ZM256 119H257V121H256ZM28 120V121H27ZM34 120L36 121V119L34 118ZM59 120V121H58ZM61 120L63 121V122H61ZM101 122H103V123H107V124H105V125H102L101 123H99L100 121ZM102 120H104V121H102ZM110 120V121H109ZM204 120H201L200 121V123H202V121H204ZM47 121L49 122L48 124H47ZM77 121V122H78ZM90 121V122H89ZM91 121H92V119H91V117L89 118V120L87 121L88 123H90V124H92L91 123ZM196 121V120H195ZM215 121H214V123H215ZM253 123H252V122ZM255 121V122H254ZM261 121V122H260ZM54 122H56V123H54ZM76 122V123H77ZM113 122V123H112ZM128 122H129V120H128ZM191 122H193V121H191ZM190 122V123H191ZM213 122V121H212ZM259 122V123H258ZM38 123V120H37V124H39ZM99 123V124H98ZM193 123H195V122H193ZM237 123V127H235V124ZM257 124L255 127H253L255 124ZM261 123V124H260ZM62 124H63V126H62ZM79 124V123H78ZM121 124H122V126H121ZM196 124V123H195ZM203 124H201V125H203ZM213 124V123H212ZM212 124H211V126H212ZM261 126H260V125ZM71 125V124H70ZM88 126V128H87V130H86V128H83V126L84 127H86V126ZM117 127H120V128H122L121 129V131H119V130H117L116 128V126ZM190 125V124H189ZM263 125V126H262ZM91 126H93V127H91ZM103 126V127H102ZM248 126V127H247ZM71 127V126H70ZM74 127V126H73ZM90 127V128H89ZM116 127V128H115ZM190 127H192V128H195L193 125H191ZM253 127V128H252ZM67 127H65V129H66ZM82 128V129H81ZM93 128V129H92ZM102 128V129H101ZM106 128V129H105ZM109 128V129H108ZM119 128V129H120ZM131 128V129H130ZM211 128V129H210ZM256 129V131H255V129ZM39 129V128H38ZM90 129V130H89ZM92 129V130H91ZM101 129V130H100ZM250 131H249V130ZM61 130V131H60ZM89 130V131H88ZM104 130H105V132H104ZM111 130H112V132H111ZM206 130L204 129L203 131H205V133L202 131V134L201 135H199V131H198V135H196L195 136V139H198V136H203L204 138L206 137ZM253 130V131H252ZM262 130V131H261ZM62 131L63 132H65V134L64 133H62ZM87 131V132H86ZM117 131V133H120V137L121 138H123L124 139V144H121V146H119V148L118 149H120V150H116V149H113V144H114V134H115V132ZM195 131H196V129H195ZM232 131L234 132V135H232ZM247 131H248V133H247ZM91 132V133H90ZM93 132V133H92ZM106 132H108V133H111V134H109L108 135V137H107V134H106ZM238 132V133H237ZM247 133L248 135L247 136H249V135H251V136H249L250 137V139L251 138H253V135H254V137H255V139L256 140H254V138H253V140L254 141H257V137H258V141L259 142H257V145H255L256 143H252L253 144V146H254V148L257 146V148H256V150L258 149V151L256 152V153H258L259 155H261V156H257L256 155V153H255V155H256V157H254L255 155H253L254 154V152L256 151V150H254V148H252L253 146H252V144H250L249 145V143L247 144V143H245V142H241V143H243L244 145H242L241 143H240V141H239V143L237 144V145H239V144H241L242 146L241 147H234L233 149H232V151H231V149H229V148H227L228 147V145H229V143H228V141H229V139L230 140H232L231 138L233 137V136H235V135H239L240 134V137H242L241 135H242V133ZM259 132V134H257ZM90 133V134H89ZM100 134V135H96V134ZM243 133V134H244ZM254 133V134H253ZM262 133V134H261ZM76 134H77V136H76ZM87 134H89V135H87ZM103 134H105L106 136H105V138H103L102 140H101V138H100V136L101 135H103ZM206 134V135H205ZM209 134V133H208ZM258 136H257V135ZM260 134H261V136H260ZM87 135V136H86ZM76 136V137H75ZM89 136H91V137H89ZM113 136V137H112ZM207 136H210V135H207ZM245 135H243V137H244ZM0 137H3L4 139H6L7 137H8V132H6V131H4L2 128H1V125H0ZM110 137H112V138H110ZM231 137V138H230ZM237 137H239V136H237ZM239 137V138H240ZM249 137H247V138H249ZM39 138H38V140H37V142H39ZM77 138V139H76ZM192 139H194V137H191ZM211 138V137H210ZM246 138V139H247ZM90 139V140H89ZM93 139V140H92ZM105 139H106V141H105ZM108 139V140H107ZM111 139V140H110ZM122 139V140H123ZM200 139H202V138H200ZM199 139V140H200ZM214 139V140H213ZM234 139H237V138H235L234 137ZM233 139V140H234ZM244 139H245V137H244ZM249 139V140H250ZM102 142H101V141ZM127 140V141H126ZM202 140H204V139H202ZM239 140V139H238ZM126 141V142H125ZM237 141V140H236ZM243 141V140H242ZM254 141H252V142H254ZM204 143H205V140L203 141ZM203 142L201 141V143L203 144ZM234 142H235V140H234ZM232 143L233 145L234 144H236V143ZM250 142V141H249ZM42 143V142H41ZM121 143H122V141H121ZM251 143V142H250ZM120 144V143H119ZM126 144H127V146H126ZM209 144V145H210ZM89 145V146H88ZM108 145V146H107ZM143 145H144V148H143ZM204 145V144H203ZM247 145V146H246ZM124 146V147H123ZM134 146H135V148H134ZM230 146H232V145H230ZM249 146V147H248ZM85 147V148H84ZM87 147V148H86ZM128 147V148H127ZM203 147H205V145L204 146H202V148ZM207 147H209L208 145H207ZM214 147V146H213ZM250 147H251V150H250ZM81 148H82V150H81ZM100 148H105L106 150H107V156H108V158L106 157V159H108V160H105V157H104V155L102 154V153H100V152H96V151H98V149H100ZM131 148H133L134 150H131ZM143 148V149H142ZM201 148V146L199 147V149ZM232 148V147H231ZM248 150H247V149ZM86 149H88L89 151H90V153H89V155H87L86 156V154L85 153H87V150ZM122 149V150H121ZM128 149V150H127ZM199 149H197V151L199 150ZM204 149V148H203ZM217 149V148H216ZM219 149V148H218ZM230 150V151H228L229 153H231V152H233V151H238L239 149H241L240 150V152H239V155H236V156H234L233 154V156L232 155H229V153H226V150ZM124 150V151H123ZM131 150V151H130ZM205 150H207V149H205ZM254 150V151H253ZM261 150V151H260ZM123 151V152H122ZM199 151H201V150H199ZM198 151V152H199ZM251 151V152H250ZM85 152V153H84ZM91 152H92V154H91ZM94 152H96V153H94ZM116 152V153H115ZM205 151H203L202 150V152H199V153H201L202 155L204 154H206V152L204 153ZM222 152H223V154H222ZM115 153V154H114ZM118 153H120V155H119V158L118 157H114V156H118ZM211 153H208V154H211ZM235 153H238V152H235ZM246 153H248V155H246ZM261 153V154H260ZM78 154H80V153H78ZM83 154H85V155H83ZM101 154V155H100ZM117 154V155H116ZM134 154L136 155V156H134ZM200 154V155H201ZM244 154V155H243ZM263 154V155H262ZM91 155V157H90V159L88 158V156H90ZM103 155V156H102ZM123 155V157H121ZM199 155V154H198ZM220 156V158H219V156ZM243 155V156H242ZM246 155V156H245ZM252 155V156H251ZM81 156V155H80ZM110 156V157H109ZM125 156V157H124ZM133 156V157H132ZM79 157V156H78ZM121 157V158H120ZM243 158V160H245L246 159V161L248 160V161H250L249 163H246V161L244 162H242V158ZM45 159V154L43 155V156H41V159ZM110 158V159H109ZM115 158H118V159H116V160H114ZM211 159V157H209V155H207L206 157H205V160L203 161L204 163L207 161V159ZM254 158V159H253ZM260 158V160H258ZM112 159V160H111ZM120 159V160H119ZM112 162H111V161ZM155 160V161H154ZM212 160V159H211ZM241 160V161H240ZM105 161H107L108 163H106ZM117 161V162H116ZM114 163L118 166V168L115 170V169H113V167L112 166H109V167H107L109 164L111 165H114ZM153 163V164H154ZM262 163V164H263ZM107 164V165H106ZM127 166H126V165ZM206 164V163H205ZM224 164V165H223ZM225 163H222V167H220V168H223V167H225V165H226ZM254 164V163H253ZM207 165V164H206ZM205 165V166H206ZM242 165V166H243ZM264 165V164H263ZM214 166V168L215 169H213L212 170V167ZM227 166V165H226ZM238 166L237 167H234V168H238ZM241 166V167H242ZM245 166V167H246ZM258 166V167H259ZM207 167V166H206ZM229 167V166H228ZM240 167V168H241ZM121 168V169H120ZM219 168V169H220ZM243 168V167H242ZM225 169V168H224ZM246 169H247V167H246ZM245 169V170H246ZM253 169H255V167H253L252 168V170H250V169H248L246 172L248 173V171H249V173L252 171L253 172V174L255 175V176H259L260 177V175H261V177H262V175L264 176V171H263V169L261 170L260 168H256L255 170L257 171H253ZM259 169V170H258ZM222 171H225V170H223V169H221ZM228 170H231V169H229L228 168ZM227 170V171H228ZM242 170V169H241ZM244 170V169H243ZM245 170L244 171H242L243 172V174L244 173H246L245 172ZM218 171V170H217ZM227 171H225V172H227ZM232 171V170H231ZM230 171V172H231ZM235 171V170H234ZM263 171V172H262ZM225 172H224V175H225ZM236 172H238L237 170H236ZM241 172V171H240ZM240 172H238V173H240ZM241 172V173H242ZM252 172H251V174H252ZM219 172H217V174H218ZM222 173V172H221ZM248 173V174H249ZM228 174V173H227ZM231 174V173H230ZM237 174V173H236ZM247 174V175H248ZM250 174V175H251ZM222 175V174H221ZM221 175H219V176H221ZM250 175H248L249 176V178H252V176H250ZM229 176V175H228ZM228 176H226V177H228ZM239 175H237V176H233L232 175V177H234L235 179L234 180H229L228 178H226L225 176H221L222 178H225V180H223L222 178L221 179H217L218 181H220V182H218L217 181V183H216V188H215V191L216 190H218V188L220 187V185H223V187H224V185H231V184H233L236 180V182H235V186H234V188H237L235 191H237V192H239L240 190H239V188H242V187H245V189H246V187H247V189L245 190V191H249V193H247V192H245V194L247 193V199L249 200V201H252V199H254V200H256V202H255V204L254 205H256V207H257V205L258 206H262V204L264 205V196H263V194H264V192H261V190H263L264 188V185L262 184V183H264V180H262V178H260V179H258L259 180V182H260V184H262L263 186H261V185H259L260 186V188H261V190L259 189V191L261 192V194H259V191H257L256 193H258V194H256L257 196H255L254 197V194H252V192L249 190V189H251L250 187L252 186V188H253V185H255V184H252V183H254L253 181H252V183H251V180L252 179H248L249 181H248V184H244V183H242L241 182V180L240 179H242V178H240V179H237V177H238ZM245 176V175H244ZM255 176H253V178L255 177ZM257 176V177H258ZM239 177H243V175L241 176H239ZM257 177H256V179H257ZM121 178L123 179V177L121 176ZM246 179V178H245ZM255 179V180H256ZM221 180H223L222 182H221ZM228 180L230 181V182H228ZM244 180V179H243ZM257 180V181H258ZM261 180V181H260ZM123 181L124 182H126V179L124 180L123 179ZM201 181V180H200ZM245 182V181H244ZM256 182V181H255ZM245 183H247V182H245ZM257 185V184H256ZM117 187H118V185H116ZM123 186H124V184H123ZM228 186V187H229ZM231 186H233V185H231ZM259 186H256V187H258L259 188ZM233 188V187H232ZM233 188V189H234ZM130 189V188H129ZM207 189V191L209 192V193H212V191H211V189L210 188H206ZM227 189V188H226ZM256 189V188H255ZM228 190V189H227ZM239 190V191H238ZM256 190H258V189H256ZM234 191V190H233ZM232 191V192H233ZM264 191V190H263ZM231 192V189H229L226 193V195H231V196H233V194H231L232 193ZM242 192V191H241ZM240 192V193H241ZM244 192V191H243ZM251 192V193H250ZM235 193V192H234ZM241 195V194H240ZM259 195V196H258ZM118 196V194L116 195V197ZM123 196V195H122ZM235 196V195H234ZM243 196V195H242ZM229 197V196H228ZM230 198V197H229ZM232 198V197H231ZM242 197H240V200H244V199H241ZM245 198V197H244ZM256 198V199H255ZM239 199V198H238ZM239 201V200H238ZM249 201H247L248 202V204L250 203L251 204V202H249ZM260 201H262V203H261V205L258 203V204H256L257 202H260ZM242 202V201H241ZM240 202V203H241ZM244 202V201H243ZM253 202V201H252ZM7 202H6V200L3 198V196H1L0 195V264H19V262H20V260L19 259H23L24 258V264H39V262L37 261V259H39L38 257L43 253V252H45V250H46V248L45 249H39V248H35L36 247V242H34L33 244H32V249L30 250V251H27V250H25L24 248H22L21 246H20V244H23V243H21V241L25 238V234H23L22 232H21V230H19V224L17 225L16 224V222L17 221H13V219H11V218H8L9 216L7 215L8 214V208L7 207H5ZM227 203H229V202H227ZM246 202H244V204H245ZM238 205V204H237ZM249 205H247V207H248ZM251 206H253V205H251ZM250 206V207H251ZM246 207V209H249V210H247L248 211V215L249 214H252V213H254L253 212V210L255 211V209H250V207L249 208H247ZM253 207H255V206H253ZM226 208V206L224 207V209ZM230 208V211L229 212H227L228 214H231L232 212L234 213L235 212V210H237V208L239 209V207L237 206V207H235V205L234 206H231V207H229ZM252 208V207H251ZM259 210L261 209V208H259V207H257ZM257 208H256V211H257ZM4 210V211H3ZM262 210H263V212H264V207L262 208ZM261 210V211H262ZM3 211V212H2ZM6 211V212H5ZM239 211V210H238ZM255 211V212H256ZM252 212V213H251ZM236 213V212H235ZM257 213V212H256ZM255 213V214H256ZM5 214V215H4ZM258 215H257V217H260V214L259 213H257ZM262 215V214H261ZM264 215V214H263ZM221 218H223L224 220H227L225 217H223V216H221ZM261 219H263V221H264V217L262 218V217H260ZM216 218H212L211 220L212 221H214ZM262 227H264V225L262 226ZM13 237H15V238H18V240H14L13 239ZM69 242V243H68ZM67 242V245H70L69 247H67L66 245V247L64 246V247H61L62 248V252L64 253V255H63V253L61 252V250L60 251H58L57 249L58 248H55L54 250H51V258H50V260L51 261H49V259L47 258L46 259V261H45V263L44 264H72L73 262L74 263H76V264H86L85 262H81V259H79V257H74V256H78V253L77 254H71V253H73L72 252V248L71 247H74V245H76L77 243L76 242H74L72 239H69V241ZM78 244L80 245L81 244V242H78ZM61 248H59V249H61ZM64 248V249H63ZM66 249V250H65ZM65 250V251H64ZM71 252V253H70ZM97 254V250H95L94 251V255H96ZM60 255H62V257H60ZM28 258H27V257ZM53 257V258H52ZM63 258H65V259H63ZM74 258V259H73ZM81 258V257H80ZM95 258L97 259V261H96V264L97 263H100L101 262V259H100V256L97 254L96 256H95ZM66 259H67V261H66ZM70 259H72V260H70ZM63 260H65V261H63ZM172 261H173V263L175 264L176 263V256H174L173 255V259H172ZM48 262V263H47Z\"/></svg>","mask_w":264,"mask_h":264}]
</instances>
